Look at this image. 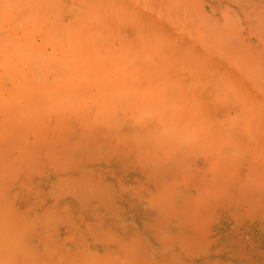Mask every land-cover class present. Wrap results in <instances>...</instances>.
I'll return each instance as SVG.
<instances>
[{
  "label": "rangeland",
  "instance_id": "374dc122",
  "mask_svg": "<svg viewBox=\"0 0 264 264\" xmlns=\"http://www.w3.org/2000/svg\"><path fill=\"white\" fill-rule=\"evenodd\" d=\"M78 1H80V0H78ZM78 1L76 0V6H78V7H76L77 9H79V8H82V9H84L85 8V6H84V4H83V6H82V1H84V0H82V1H80L79 3H78ZM86 1H87V4H86ZM103 1V0H102ZM105 1H107L108 2V0H104L103 2H104V4H103V6L102 7H100V6H96V7H100V9L101 8H103V10H104V8H106V6H107V4H106V2ZM113 1V2H112ZM114 1L115 0H109V2L108 3H112V5H114V6H112V7H114L113 8V12L112 11H110V13H109V11H107V9H105L108 13H109V19H107L108 17H107V12H105V13H103V14H106V16L105 15H100V16H104L105 17V19H103L104 20V22H105V20L108 22V20H112V18H110V16H111V12H112V15H115L116 14V8H118V6L120 7L121 6V4L122 5H124V7L122 8V10H124V17H122V18H120V19H122V20H120V22H121V24L123 25H121V24H119L118 25V23H120V22H118V20L119 19H116V17H115V19L116 20H113V21H109L107 24H105V27L108 25V27L107 28H109V27H111L112 25V31L111 32H113V33H111V35H110V37L108 38L106 35H108V34H106L105 32V36L107 37V43L105 42L106 41V39L104 40H102L101 39V37L103 38V33H102V35L97 31V30H100V25H99V27H95L96 26V24L98 23V22H102L103 20L102 19H100V16H98L97 17V15H98V13L97 12H95V11H93L94 12V14L96 15H94L93 16V12H92V17H93V20H95L94 19V17H96L97 18V23H96V21H94V22H92L93 20H91L90 19V24H91V26H92V29H91V31L92 30H96L97 32H96V34L97 35H101V36H97V37H93V39H94V41H93V39L91 40L92 42H95L96 43V46H97V44H98V48H100V50H99V53L95 56V58L97 59V61H106L105 59H107L108 57H109V53H107L106 51H111V48L113 47V45H111L110 44V42L111 41H113L114 39L113 38H111L112 37V35H119L120 33H121V37L120 36H117V38L116 37H114V38H116V40H114L113 42H112V44H116L115 46L117 47H115L116 49H114L115 50V52H116V60H118L117 58H119L120 57V55H122V57L118 60V61H120L121 63H119L118 61H117V63H116V61L113 63V62H111V60L112 59H114V57L113 56H110L109 58H110V60H107L106 61V63H108L107 64V68H108V70H107V77L108 78H112V75H115L114 76V80H115V82L112 80V81H110V80H108V82H110L109 84H112L113 86H111L110 85V87H111V90H110V88H109V85L106 87V88H104V93H105V96L108 98V102H112L113 100V103L115 104V102L117 103V102H119V104L117 105V106H115L113 103H107L108 105H110L109 107L112 109L111 111L108 109V105L106 104L105 105V107H103V109L101 110V111H98L97 112V108H96V106L93 104V103H86V104H83V105H81V106H79V109H80V113H78L77 111H74L73 113H71V114H67V115H64V116H61V117H56V112H55V110H54V108H52L51 110H49V105L47 104V107H46V104H44V105H41V106H38V108H37V110H36V108H34L33 110H32V115L30 116V117H25L24 118V116H22V115H19L18 114V111H19V109H20V106L19 105H13V106H10L9 107V109H10V114L7 112L6 114H2V113H0V127H1V129H0V164L2 165H0V216H2L1 218H0V221H2V222H4V224H2V222H0L1 224H0V229H1V233H0V236L2 235V237H1V239H0V244H2V246L0 247V249H1V257H0V264H9V263H14V261L16 260V255H18L19 257H17V261H18V264L20 263V264H64V262L65 263H67V260H68V262L69 263H67V264H85V262L87 263V262H89V264H94V262H96L97 264L99 263V264H115V262H119L118 264H124V261L127 263V261H126V259L128 260V264H155V263H152L151 262V260H150V257H148V259H147V257H146V255H144V250H142V248L143 249H145V246L146 245H148V244H150L152 241H151V238H154V237H157V232L155 233L156 235H154V228L152 229H150V227L148 228V230L147 231H144L145 233H141V232H139L138 233V231L136 232L135 230H134V228L133 227H131V226H128V228H121V226H116V225H114L113 224V222H111V220L113 221V220H115V222H117L118 221V213L120 212V210L118 209V210H114V208L113 209H111L109 206V208H108V210H106V209H102V208H104V205L106 204V203H108V202H105L104 201V196L105 195H103V190H104V185L106 184L107 186L109 185V184H107L106 182H103V178H104V180H106V179H111V181L110 182H112V181H115V180H118V182L120 183V182H123L122 184L124 185V186H127V189L130 191L131 189H137L140 185H141V187L140 188H138V190H140V191H142V192H146L144 195H143V197H141L142 195L140 194L141 192H138V194H140V196H138L139 197V199H137V197L134 195V196H131V197H134V198H136V200H135V204H136V206L134 207V208H132V210H136V211H141V208L142 209H145V208H147V206H149V207H152V205H154L151 201H157V203H156V205L159 207V210L160 211H162V210H165L166 208H168L167 207V204H169L170 202H174V200L176 199V201H179V200H181V202L182 203H180V201H179V203H177V204H174V207H171V208H169L170 209V211L173 213V215L175 216V217H172V218H176V217H178L177 219H178V221L179 220H181V221H184V222H186V223H183V225H181V229L183 230H178V225L176 226V235L178 234V232H179V234L181 233V231L183 232V234H178L177 236H175L174 237V240H176L175 238H177V237H180L181 239H183V238H186V241H184L183 242V240L182 241H180V242H183V243H188L189 241L188 240H190L191 242H189L188 244L192 247H194V246H196V244H200L199 245V247H196V249H198L199 248V250L201 249V252L200 251H198V250H194V251H192L193 249L192 248H190V250H188L189 251V253L190 252H192V255H193V253H195V251H198V253L196 254V256L200 253V255H198L197 257H195V256H192L191 254H189V253H187V250H186V246L188 247L189 245H185V244H181L180 242H179V244H181V245H183V246H185V247H178V249L180 250H178L177 248H176V252H178V254L177 253H175V255H174V253H172L171 254V256H170V259L168 260V264H175V263H177V261H179V263L181 264L182 263V261H183V263L185 264V263H188V264H210V263H213L214 262V259L215 258H213V256L215 255V252H214V250H215V247L217 246L218 248H216V249H220V247H222L221 249H222V251L224 250V247H228L227 249V251H228V257H224L223 255L222 256H219L220 257V259L222 260V261H224V263H221V264H227L226 262H225V260H227V261H229L230 262V260H231V262L233 261L235 264H264V207L262 206V205H264L263 203H262V205H259V206H261V207H259V208H263V209H261L262 210V213H260L261 211H260V209L258 208V210H254V209H257V208H253V206L255 205L256 207L258 206V205H256V204H258V203H256V204H253L252 205V201H251V199L254 201V198H250L251 197V195H252V197H253V195L257 192L256 191V187H257V190L259 191V193L257 194V196H259L260 198H261V201H263L262 199H264L263 197H264V187H263V185H264V170H263V167L264 166H262V165H264V155L262 154L263 152H261V150L262 151H264V146H262V145H264V144H262V145H260V143H262L261 142V140H260V138H259V140H260V143H259V140H258V137H261V135H259L260 133H263L264 134V132H262V131H264L263 129H264V117H263V114H264V95L262 94V92L264 91H262L261 92V90L262 89H264V86H263V82L262 81H264L263 80V75L261 76L260 75V77L258 78V76H257V78L255 79V77L253 78L252 77V75L251 74H249L248 72H251V71H248L249 70V68L250 67H248L247 68V65H244L245 63H246V60H249V58H247L246 57V59L244 58V55H242L241 57H238V55L240 56L242 53L243 54H247V55H249V53L251 54L252 53V56H255L257 53H259V55L257 54V57L259 58V59H261V61H263L262 59H264V52H261V48L262 49H264V44H263V42L261 41V39L263 38L264 39V31H262V30H260V29H263L264 30V27H262V24H264V13L263 14H260V12H261V10L262 9H264V8H262V7H260L259 8V6L261 5H263V3H264V1L263 0H252V1H250L249 2V0H247L250 4H248L247 3V1L246 0H237V1H234L233 2V0H232V2H231V0H187V1H191L190 3L191 4H189V5H185L186 4V2H184V1H186V0H182V6L184 5V9L185 8H187V6H188V8L187 9H185V10H187V11H185L186 13H188V14H190V13H193L194 12V10H192L191 9V7H194L195 6V3L197 4V12L199 11V9H201V11L203 10V12H205L207 15H205L206 17H204V15H202L203 13H201V15H200V12L201 11H199L198 13H199V15L197 14V12H195V14L198 16V19H200L199 21H200V23L199 24H196L195 25V27H193L194 28V31H193V29L191 30L190 29V27H192L191 25H193V23H195V22H193V21H195V20H198V19H196V17L192 14V16H193V19H195V20H193L192 19V16H191V19L193 20L192 22L189 20L188 21V15H187V20L185 19L186 18V15L184 16V15H181V14H183V12L180 14V16H179V22L181 21V19L183 18V20H182V24L179 26L180 28V30L181 29H183V33L186 35H184L183 37H182V35H181V37H182V40H181V38H180V36H176V35H174V39H175V43L172 41V40H174L173 38L172 39H169L168 38V40L170 41H165L164 43L165 44H167V42H169L170 44H167V46H169V45H171V43L172 44H175V45H173V46H175V47H173L172 48V52H169L170 54H171V57L172 58H174V57H176V56H174V55H176L177 54V59L179 60L178 62H180L181 63V65L179 66V64H178V66L177 65H175V63L177 64L178 62H176L175 60H177L176 58L175 59H170L169 60V57H170V55H166V56H168V59L166 58L165 59V61H167V64H165L166 66H167V73H169L170 75L169 76H173V77H169V76H167V74L165 73V75H163V81H166V79H165V77H167L168 79H170V78H172V79H175L176 80V78H177V76H178V74L179 75H181V79H183V76H184V78H185V76H186V78L185 79H183L182 81V83H185V81L186 82H188V84L187 85H189V82L191 81V85H192V83H193V85H196L197 86V88H200V89H193V87L190 85V87L192 88H185L186 89V91L188 92L189 91V89H191L192 91V93H194V94H192L190 91L187 93L186 91H180L181 90V79L179 80V78L177 79V80H179L180 81V83H178V82H176L175 80V82L176 83H178V84H180V86L179 85H177L176 86V84H174V86L175 87H173V90H172V88L170 89V87L168 86H164L163 84L165 83V85H166V83L168 82H162V79H160L161 80V82L163 83H160V80L158 79L164 72V70L163 69H161V68H159V67H161V66H159L157 69H156V71L154 70V66L157 64H154V62H157V61H159V64H161V62H160V58L159 57H161V61H163L164 60V58H163V56L164 57H166L165 55H163V56H161L163 53H165V50H161L160 51V49L159 48H157L158 50H155V49H153V46H152V43H151V40H150V42L148 43V42H146L147 40H145V39H141V37L139 36L138 38H137V34L135 35L134 34V29L135 30H137V28L135 27L137 24H138V26H139V21H140V19H139V23H137V17H143V20L144 19H146L147 18V16H148V14H149V12L151 13V16H150V14H149V19L151 20V19H153V15H154V21L156 22L157 21V24L158 23H160V24H163V21H165L164 23L166 24V23H169L170 25H168V26H171V24L173 23V22H175L176 20H178V19H171L170 18V16L169 15H167V13H166V16H165V13L163 14V15H161V13H160V16L157 14L158 13V11L159 12H161V10L156 6V4H158L159 2L160 3H162V0H155V1H157L158 3H156V2H153L154 0H132L131 1V3L129 4V6L127 5V7L129 8V11H132L131 9H132V7H134L133 9H134V11H133V13L135 14V15H137V17L136 16H134L133 15V13H131V12H129L128 11V9H126L127 7H126V4H128L129 3V0H120V1H115V3H114ZM123 1V2H122ZM164 1V0H163ZM167 1V0H166ZM172 1V0H171ZM173 1H175V0H173ZM176 1H178V0H176ZM221 1V2H220ZM91 2V1H90ZM92 2H94L93 0H92ZM96 2L98 3H100V1H97L96 0ZM117 2H121L120 4L119 3H117ZM127 2V3H126ZM142 2V3H141ZM144 2H146V4L144 3ZM180 2V1H179ZM208 2V3H207ZM211 2V3H210ZM223 2H226V3H223ZM240 2V3H239ZM254 3V2H256L257 3V5H255L254 7H252V3ZM98 3V4H99ZM102 3V2H101ZM114 3V4H113ZM133 3V4H132ZM134 3L136 4L135 6H134ZM150 3H152V5L150 6ZM154 3H156V4H154ZM160 3H159V5H160ZM188 3V2H187ZM218 3V4H217ZM231 3H236V4H231ZM242 3V5L240 6V4ZM88 4H90L89 2H88V0H85V5H87L88 6ZM93 4H95V2L93 3ZM92 4V5H93ZM97 4V5H98ZM117 4V5H116ZM141 4V5H140ZM145 4V5H144ZM179 4V3H178ZM177 3H176V5H178ZM220 4V5H219ZM238 4V5H237ZM245 6H249L250 7V9H248L249 7H245ZM258 4H260V5H258ZM101 5V4H100ZM110 5V4H109ZM144 5V7H142ZM210 5V6H209ZM234 5H236L235 6V9H234ZM115 6H116V8H115ZM139 6V7H138ZM153 6L155 7L156 6V11H154V9L155 8H153ZM182 6L180 7L181 9H182ZM186 6V7H185ZM222 6V7H221ZM239 6V7H238ZM84 7V8H83ZM93 7H95V6H93ZM108 7V9L110 10L111 8H110V6H107ZM141 8V9H139L138 10V8ZM149 8V9H147V8ZM198 7H199V9H198ZM215 7V8H214ZM241 7H243V10L241 9ZM244 7H245V10H246V8H247V10H250V11H247V13L248 12H251V14L253 13V11H255V12H257L259 9H260V12H259V14H257L258 16H256V14L254 13L253 15H250V18H252V20H249L248 18L246 19V17H245V15H248V14H246L245 13V11H244ZM98 8L97 9H95L96 11L98 10ZM121 8H120V10H121ZM125 8V9H124ZM145 8V9H144ZM195 8H196V6H195ZM221 8H222V11H223V9H225L226 11H227V14H224L223 13V15H227V17L225 18L224 16L222 17V12H220V10H221ZM240 8V9H239ZM258 8V9H257ZM88 9V8H87ZM99 9V10H100ZM151 9V10H150ZM184 9H182V10H184ZM188 9L190 10V12L188 11ZM206 9V10H205ZM233 9H234V11H233ZM251 9H253V10H251ZM256 9H257V11H256ZM103 10H100L101 12H103ZM120 10H118L117 9V13L119 14V12H120ZM121 10V11H122ZM126 10H127V12H128V14H129V17H130V14H131V17L133 16L134 18L133 19H129L130 21H128L129 22V24L127 23V20L125 21V18H128V14L126 13ZM136 10L138 11V14L137 13H135L136 12ZM150 10V11H149ZM219 11V13H217V11ZM115 11V12H114ZM141 11H143L144 13H142ZM146 11V12H145ZM148 11V12H147ZM212 11V12H211ZM154 12V13H153ZM155 12H156V14H155ZM228 12L229 13H231V15L233 14V16H230V14H228ZM237 12V13H236ZM115 13V14H114ZM122 12H120V15H122L121 14ZM142 14H144V15H142ZM250 14V13H249ZM117 15V14H116ZM156 15V16H155ZM215 16L214 17V19H212L214 22L212 23V21H211V17L213 18V16ZM261 15V16H260ZM127 16V17H126ZM157 16H159V17H157ZM161 16H163V18H161ZM167 16H168V18H167ZM208 16V17H207ZM230 16V17H229ZM241 16H242V19H241ZM255 16H256V18H255ZM263 16V19L261 18ZM91 17V18H92ZM107 17V18H106ZM112 17V16H111ZM118 17H119V15H118ZM121 17V16H120ZM164 17H165V19H164ZM195 17V18H194ZM204 17V19H202ZM236 18L237 17V23H239L240 22V24L238 25V24H235L238 28H240V29H236L237 27L235 26V29H233V28H230V27H226L227 29H225L224 30V28H225V26L223 25L222 26V23L225 21V23H227L230 19V21H231V23H230V25H234V23L236 22L235 20H234V18ZM239 17V18H238ZM243 17H245V19L243 18ZM247 17H249V16H247ZM260 17V18H259ZM113 18H114V16H113ZM124 18V19H123ZM156 18H159V19H156ZM161 18V19H160ZM222 18V19H221ZM227 18H229L228 20H227ZM253 18L255 19V20H253ZM99 19L101 20V21H99ZM149 19H148V21H149ZM164 19V20H163ZM209 19V20H208ZM221 19V20H220ZM257 19L260 21H258L257 22ZM218 21V23H216L217 21ZM222 20H224L223 22H221V24H220V21H222ZM233 20V21H232ZM124 21V22H123ZM134 22V21H136V23L135 24H133V23H131V22ZM145 21V20H144ZM147 21V20H146ZM145 21V22H146ZM172 22V23H170V22ZM198 21V22H199ZM210 21V22H209ZM229 21V22H230ZM235 21V22H234ZM239 21V22H238ZM244 21V22H243ZM251 21H252V23L255 21L256 22V24H253L252 25V23H251ZM103 22V23H104ZM113 22V23H112ZM118 22V23H117ZM125 22H126V25H125ZM142 19H141V23L140 24H142ZM191 24H189V23ZM228 22V23H229ZM234 22V23H233ZM93 23H96V24H93ZM112 23V24H111ZM124 23V24H123ZM130 23H131V25H134L133 27L131 26V27H129V25H130ZM187 23L189 24V25H187ZM204 23V24H203ZM215 23V25H213ZM227 23V24H228ZM257 23H258V25H259V23H260V27L259 26H256L257 25ZM93 24V25H92ZM99 24H101V23H99ZM116 24H117V28H115L116 27ZM165 24H163L164 26H166ZM200 24H203V26H205L206 28H204L202 25H200ZM218 24V25H217ZM243 24H244V26H243ZM246 24V25H245ZM7 25V26H6ZM10 25V23H7V22H5V23H3L2 25H0V32L3 30H8V28L10 27L9 26ZM120 25L122 26L121 27V29H119V27H120ZM198 25H200V26H198ZM254 25H255V27L256 28H258V31H253L254 29H255V27H254ZM103 27L101 28V29H104L105 27H104V25H102ZM119 26V27H118ZM188 26H190V27H188ZM202 26V27H201ZM212 26H216L215 28H210V27H212ZM241 26H242V29H241ZM247 26V27H246ZM249 26V27H248ZM264 26V25H263ZM142 27V26H141ZM143 27H144V24H143ZM220 27H223V28H220ZM251 27V28H250ZM253 27V28H252ZM95 28V29H94ZM198 28H200L199 29V31L197 32V30H198ZM202 28V29H201ZM219 28V29H218ZM248 29V30H246V29ZM110 29V28H109ZM115 29L118 31V33H117V31H116V34H115ZM131 29H132V31H131ZM145 29V28H144ZM196 29V30H195ZM204 29V30H203ZM207 29H212L211 31H207ZM215 29V30H214ZM220 29H223V31L222 30H220ZM106 30V29H105ZM108 30V29H107ZM106 30V31H107ZM122 30H124V33H125V31H127L125 34L124 33H122ZM232 30H234L235 32H238L237 30H239L240 32H238L237 34L239 35V37H238V35L236 34L235 35V33L233 34V32H232ZM4 31V32H5ZM104 30H102V32H103ZM109 31V30H108ZM134 31V32H133ZM206 32V33H202V32ZM224 31H226V32H224ZM227 31H228V33H229V35H230V37L228 36V34H227ZM229 31H231L232 33H230ZM244 31V32H243ZM247 31V32H246ZM259 31H261V32H259ZM4 32H1V33H4ZM94 32V31H93ZM176 32V31H175ZM177 32H179V31H177ZM190 32V33H189ZM199 32H201L203 35L204 34H208V33H210L211 35H212V38L213 39H211V37H208L207 35H206V37L205 36H202V35H200V33ZM255 32V33H254ZM130 33H133V34H130ZM136 33V32H135ZM193 33V34H192ZM197 33H199V34H197ZM214 33V34H213ZM221 33V34H220ZM227 34V35H225V34ZM240 33V34H239ZM245 33V34H244ZM247 33H248V35H247ZM257 33H259L260 34V36H259V34H257ZM122 34H123V36H125V37H127V36H131V35H135L134 37V40H133V38H132V42L133 41H135V39L138 41H135V44H132L133 45V48L131 49V51L129 52V50H128V52H129V54L130 53H132V51L135 49V48H137V47H141L140 48V50H142V49H144V47H145V45L144 44H147L146 46L148 47V52L146 51V49H145V51L147 52V53H151V54H149V55H152L153 53L155 54H157L158 52L157 51H160V55L159 54H157V55H159V57H156V54L154 55H152V56H154L153 58H151V61H152V59H153V61H152V65H154V66H152V67H149V71L146 69V68H142L144 65L143 64H141L140 62H138V64L140 63L141 65H143L142 67H140V71H138L139 70V68L136 70V67H133V69L134 70H136V71H130V73L132 72V74L134 75H131L130 74V76L131 77H136L137 79L140 77H138V75H136V74H138V72L139 73H141V82H142V84L143 83H147L146 85L147 86H145V85H140V87H141V89L140 88H138V89H140V90H138V91H140V96L139 97H142L143 95V97H142V99H141V101H139V99L136 101V100H134V98H132V96H134L133 94L134 93H131L130 94V92H132L131 90H135L136 91V86L138 85V84H141V83H138L137 84V81H135V80H137L136 78H135V80L133 81V83H132V80H133V78L131 79V77H130V81L129 80H127V79H125V80H127V83L126 84H128V86H123L121 83L123 82L122 80H124L123 78H120L121 77V75H125V73L127 74V72H125L127 69V67H126V64H125V67H124V65L121 67V65L123 64L122 63V61L123 60H125L126 61V59H123V58H125L127 55H128V52L125 54L126 56L124 57L123 56V51L125 50L126 51V49L127 48H125V46L126 47H128V45H129V47H131V45H130V42H129V40H128V42H129V44L128 45H125V43H123L124 44V50H122V40H121V38H123V41L125 42L126 40H127V38H129V37H127V38H125V37H123L122 36ZM192 34V35H191ZM217 34V35H216ZM224 34V35H223ZM231 34H232V36H231ZM243 34V35H242ZM196 35V36H195ZM210 35V36H211ZM221 35V36H220ZM233 35H235V36H233ZM247 35V36H246ZM255 35H256V37H255ZM38 35L37 34H34V40L37 42V43H40V41H41V39L39 38V36L37 37ZM96 36V35H95ZM189 36V37H188ZM198 36H199V38H198ZM219 36H220V38H219ZM229 38H228V37ZM237 36V37H236ZM243 36V37H242ZM254 36V37H253ZM262 36V37H261ZM176 37H179L180 39L179 40H181V43H180V41L178 40V42L176 43ZM188 37V38H187ZM215 37H217V38H215ZM236 37V38H235ZM99 38V39H98ZM144 38V37H143ZM192 38H195V39H192ZM197 38H198V40H197ZM204 38H206V39H204ZM214 38L216 39L215 41H217V42H215V41H213L212 42V40H214ZM224 40H223V39ZM231 38H233V39H231ZM245 38H247V39H245ZM101 39V41H100V43H99V40ZM113 39V40H112ZM126 39V40H125ZM142 40V42H141V40ZM185 39L188 41L189 40V42H188V44L185 42ZM237 39H239V41L242 43H240V42H238V40ZM96 40H98L97 42H96ZM198 41V42H194V44H196V43H198V44H196V45H199V46H197L196 47V45H194L193 44V50H192V48H191V50L192 51H190V49H187V48H189L190 47V44H192L193 43V41ZM204 40H206L207 41V43H205V45L203 44L204 42ZM210 42H209V41ZM220 40V41H219ZM230 40V41H229ZM237 40V41H236ZM245 40V41H244ZM255 40V41H254ZM89 41V40H88ZM90 41V43H92ZM105 42L106 44H105V47H104V45H102V43L103 42ZM144 41V42H143ZM149 41V40H148ZM160 41V43L161 42H163V41H161V40H158L157 41V43L156 44H159L158 42ZM172 41V42H171ZM231 41H233V43L231 42ZM250 41H251V43H250ZM258 41V42H257ZM127 42V41H126ZM184 42L188 45H186V49L184 48ZM209 42V43H208ZM223 42V44H221ZM228 42V43H227ZM235 42V43H234ZM89 43V42H88ZM87 43V41L85 42V43H83L82 45H83V48H85V46H87V47H91V48H96V46H95V43H93V44H91V45H93V46H89L90 44H88ZM119 43H120V45H119ZM139 43V44H138ZM143 43V44H142ZM178 43H180V45H182L183 44V47L182 46H179L178 48L179 49H181V50H179L178 49V51H181V52H175L176 50L175 49H177V44ZM220 43V44H219ZM226 43V44H225ZM232 45H231V44ZM243 43H245V44H243ZM86 44V45H85ZM108 44H110L111 45V48H110V46L107 48V46H108ZM142 44V45H141ZM151 44V45H150ZM155 43H153V45H154ZM208 44H211V45H209V46H214L215 48L217 47V46H219L218 48H216V49H219V50H215V48L213 49V47H209L208 46ZM212 44H214V45H212ZM215 44H217L216 46H215ZM236 44V45H235ZM248 44V45H247ZM249 44H250V46H252V44H253V48L255 49V51H256V54H255V51H253L254 49H252V47H251V50H249V48H250V46H249ZM257 44V45H256ZM122 45V46H121ZM140 45V46H139ZM203 45H204V48L206 49H209V50H211V51H213V52H211V51H209V50H205L204 51V49H203ZM222 45V46H221ZM225 45L228 47V45H230L229 46V53H231V51L234 53L235 51L233 50V47H235V48H238V51H240V52H242V53H234V54H236V55H234L233 53H231V56L233 57L232 58V60L231 59H229V54L227 55L225 52ZM121 46V47H120ZM135 46H137V47H135ZM144 46V47H143ZM202 46V48H200L199 50H197V48H199V47H201ZM207 46V47H206ZM224 46V47H223ZM233 46V47H232ZM248 46H249V48H248ZM122 50V52H121V50L119 49V48ZM157 47H159V45H157ZM171 46H169V48H170ZM192 47V46H191ZM223 47V51L221 50V52H219L220 51V49ZM106 48V49H105ZM109 48H110V50H109ZM232 48V49H231ZM260 48V49H259ZM47 49L49 50L50 48H49V46H47ZM86 49V48H85ZM89 49V48H88ZM202 49H203V53H202ZM258 51H257V50ZM105 51V55H102L101 56V54L102 53H100V52H102V51ZM114 50L113 51H111L110 52V55H114L115 54V52H114ZM136 50H139V48L138 49H136ZM168 50V49H167ZM170 50H171V48H170ZM175 50V51H174ZM183 50V51H182ZM186 50L188 51L187 53H185L186 52ZM215 50V51H214ZM118 51V52H117ZM124 51V52H125ZM135 51V50H134ZM133 51V53H135V52H138V51H135L134 52ZM144 51V50H143ZM145 51L143 52V53H145ZM164 51V52H163ZM207 51V52H206ZM225 51V52H224ZM228 51V50H227ZM237 51V52H238ZM253 51V52H252ZM141 52V51H140ZM140 52H138V53H136L138 56L139 55H141L142 57H143V59L146 57V58H148L149 60H150V57H152V56H149V55H146L145 56V54H144V56H143V54H142V52L140 53ZM175 54H174V53ZM199 52V53H198ZM215 52H218L219 54H222V52L225 54V55H227L226 57H227V59L228 60H231L232 62H233V64H232V62L230 61V64H229V62L228 61H226L227 59H226V57L224 58V56L223 55H221L220 57H219V54H215ZM245 52V53H244ZM248 52V53H247ZM107 53V54H106ZM119 53V54H118ZM168 53V52H167ZM190 53V54H189ZM193 53V54H192ZM195 53H196V55H195ZM200 54L201 55V53L203 54V57H204V60H202L203 58H202V56L200 57V61H199V58H197V55L198 54ZM228 53V52H227ZM135 54V56L133 55V57H135L136 58V55ZM179 54H182L181 56H178ZM211 54H213V55H211ZM184 55H185V57H187V58H185L184 57ZM187 55V56H186ZM189 55H190V57H192V56H195L196 57V60L194 59V60H192L193 58H195V57H192L191 58V60H190V57H189ZM208 55V56H207ZM213 56L212 58H213V61H211V60H207V61H210L211 62V67H212V63L214 64V66H213V68H212V71H210L209 69H211V67L209 66V65H207L208 64V62H206V58L207 57H210V56ZM101 56V57H100ZM107 56V57H106ZM132 56V55H131ZM130 56V57H131ZM138 56H137V58H138ZM140 56V57H141ZM174 56V57H173ZM217 56L219 57V58H217ZM113 57V58H112ZM142 57H141V60L143 61H141L142 63H146L147 61H148V59H142ZM159 58L158 60L156 59V58ZM180 57V58H179ZM206 57V58H205ZM256 57V58H257ZM108 58V59H109ZM132 58V57H131ZM162 58H163V60H162ZM182 58V60H180ZM202 58V59H201ZM217 58V59H216ZM220 58H221V60H220ZM224 58V59H223ZM96 59H94L95 61H96ZM138 59H140V58H138ZM137 59V61H140V60H138ZM155 59H156V61H155ZM207 59H209V58H207ZM243 59V60H242ZM245 59V60H244ZM258 59V61L257 62H259V63H261L260 65L261 66H263V64H264V61L263 62H260V60ZM128 60H129V58H128ZM127 60V61H128ZM171 60H173V61H171ZM201 60L204 62L205 61V65H206V68L204 67L205 65H204V63L202 64L201 63ZM219 60V61H218ZM250 60L252 61V62H254V60H255V63H257L256 62V59H254L253 57H251L250 58ZM132 62H134L133 61V59L131 60ZM136 61V62H137ZM169 61V62H168ZM171 61V62H170ZM184 61H187V62H184ZM223 61L225 62V63H223ZM244 61H245V63H244ZM124 62V61H123ZM129 62H130V60H129ZM128 62V65L129 66H132V64L131 63H129ZM173 62H175V63H173ZM218 62V63H217ZM248 62V61H247ZM113 63V65L114 66H116V68L118 67H120V70L121 69H123L122 70V72H123V74L121 73V71L120 70H117V69H115V67L113 68L112 67V69H111V64ZM120 64V65H116V64ZM150 63V62H149ZM165 63V62H164ZM168 63H172L173 65H171L170 67H169V69H168V66L170 65V64H168ZM186 64L187 65V67H186V70L187 71H185L183 68H181L182 69V71L180 70V67H184V66H182L183 64ZM201 63V64H200ZM215 63H217L218 64V67H217V65L215 66ZM222 63L223 64H226V63H228V64H226V65H222ZM255 63H252V66H254V64ZM135 64V63H134ZM197 64L200 66V69L199 70H197ZM249 64V63H248ZM137 65V64H136ZM140 65V66H141ZM146 65V67H148V64H145ZM164 65V64H163ZM164 65V66H165ZM229 65L231 66L232 65V67H229ZM250 65V64H249ZM248 65V66H249ZM128 66V67H129ZM135 66V65H134ZM149 66H151V65H149ZM163 66V67H164ZM165 66V67H166ZM174 66V67H173ZM204 68H203V67ZM208 66L210 67V68H208ZM225 66H226V68H225ZM255 66H257V68H259V65H258V63H257V65H255ZM124 67V68H123ZM137 67H138V65H137ZM145 67V66H144ZM155 67H157V66H155ZM177 67H179V69L178 70H176L177 69ZM202 67V68H201ZM214 67H215V70L216 69H218L216 72H215V70H214ZM217 67V68H216ZM224 68V70H225V74H226V72H228V76H229V78L232 76V75H234L235 77H233L236 81H233V78L231 77V81H227V82H225V83H221V82H219V81H222L223 82V78H226V76L227 75H225L223 72H222V68ZM233 67H235V68H233ZM131 68V67H130ZM154 70V72L152 71L151 72V70L152 69ZM172 68V69H171ZM175 68V69H174ZM185 68V67H184ZM231 68V69H230ZM1 69V68H0ZM133 69H131V70H133ZM145 69V70H144ZM161 69V71H159L158 72V70H160ZM165 70H166V68H164ZM174 69V70H173ZM205 69H206V71H205ZM228 69H230V71H233L232 73L231 72H229L228 71ZM233 69V70H232ZM236 69V70H235ZM114 70V71H113ZM130 70V69H129ZM142 70H144V72L145 71H148V73L149 74H143L142 73ZM170 70H173V71H170ZM176 70V71H175ZM184 70V71H183ZM201 70V71H200ZM209 72H208V71ZM223 70V71H224ZM119 71V72H118ZM173 74H171L170 72ZM174 71H175V73H174ZM220 71L222 72V75L220 74V75H218V73H220ZM236 71V72H235ZM112 72V73H111ZM117 73V74H115V73ZM129 72V71H128ZM133 72H135V74L133 73ZM151 72V73H150ZM159 74H158V73ZM176 72H179V73H176ZM183 72V73H182ZM200 72V73H199ZM207 72V73H206ZM211 72V73H210ZM215 72V74L216 75H218V79L219 78H222V76H223V78L220 80H218L217 78H215V74H213ZM238 72V73H237ZM153 73H155V75L156 74H158V78L156 79L155 78V76H153ZM181 73V74H180ZM186 73H188L187 75H186ZM204 73H206V74H204ZM213 74V75H211L210 76V74ZM236 73V74H235ZM112 74V75H111ZM120 74V75H119ZM142 74L143 75H149V76H145L148 80H150V79H153V80H151V82H143L142 81ZM174 74H176V76L174 75ZM202 74H204V76L205 75H207V79H210V80H212V83L211 82H208V81H210V80H206V78L205 77H203V75ZM224 74V75H223ZM239 74H241V77H239V79H238V77L236 78V76H238ZM4 75H7V71L6 70H4V71H0V77L1 76H4ZM117 75H119V77L117 76ZM136 75V76H135ZM189 75V76H188ZM248 75H251V79L253 78L255 81H254V85H255V83L257 84V80H258V85H260L259 83H262L261 85L262 86H260V88L259 87H256V86H254L253 84H251L252 83V81L251 80H249V77L250 76H248ZM150 76H151V78H150ZM190 76H191V78H190ZM214 76V77H213ZM221 76V77H220ZM225 76V77H224ZM228 76H227V79L226 80H228L229 78H228ZM240 76V75H239ZM117 77H118V79H117ZM145 77H143V80H145L146 78ZM175 77V78H174ZM202 77V78H201ZM209 77V78H208ZM212 77V78H211ZM119 78L120 79H122V80H120L121 82H119L121 85H118L119 83H118V80H119ZM155 78V79H154ZM161 78V77H160ZM190 79V80H189ZM215 79H217V80H215ZM252 79V80H253ZM158 80V81H157ZM171 80V79H170ZM193 80V81H192ZM204 80H206V81H204ZM242 82H241V81ZM244 80V81H243ZM261 80V81H260ZM156 81V82H155ZM214 81H215V83H214ZM216 81H218V82H216ZM233 81V82H232ZM249 81H250V83H249ZM260 81V82H259ZM3 82V85H2V83L0 82V92L1 93H4V92H8L7 90L9 89V88H11L13 85H14V82H12L11 80H9V79H7V80H4V81H2ZM114 84H113V83ZM154 83V85H155V83L157 84V85H155V86H152V84ZM171 82V81H170ZM173 82V81H172ZM201 82L202 83H204V82H207V85H206V83H205V85H203V87H201L202 86V84H201ZM229 82H232L233 84L231 85L232 87H230V83ZM236 84H235V83ZM125 83V82H124ZM130 83H132L131 85H132V88H133V86H134V88L133 89H131V90H129L131 87V85H130ZM149 83L151 84V86H149ZM169 83V82H168ZM208 83H211V85L210 84H208ZM216 83H217V86L219 85V84H221L223 87L222 88H220L223 92L225 91V89L226 88H224L225 87V85H223V84H226V83H228V85L226 84V86L229 88L230 87V89H228V92L227 93H232L233 95H234V97L236 96L237 97V95H235L233 92L235 91V87L237 88V90H236V92H238V96H239V102H237L238 101V97H237V100L235 101V100H233V101H235L233 104L231 103L230 105H231V107H230V105H229V103H227V105H226V109H222L224 106H225V103H224V106H223V104H219V102L218 101H220L219 99H217L216 101H215V103H212V107L215 109L216 108V110H214V114L212 113V109H211V106H210V103H211V101L210 100H212V102L214 101V99H216V98H218V97H214V95H213V97L214 98H211V96H212V94H214V93H212V91L214 90V88L216 87H214L213 85H216ZM135 84V85H134ZM159 84H162V85H159ZM236 85V86H233V85ZM130 85V86H129ZM159 85V86H158ZM168 85V84H167ZM169 85H171V83H169ZM184 85H186V84H183V86ZM186 85V86H187ZM221 85H219V87L221 86ZM2 86H3V88H2ZM9 86V87H8ZM121 87L120 89H118V87ZM156 86H158V87H160V86H162V87H165V92L163 93V90H164V88H159V90H158V87L156 88V90L157 91H159V92H157L156 90H154L153 91V89L156 87ZM171 86H173V85H171ZM196 86H195V88H196ZM210 86H213V87H211L210 88ZM124 87L126 88V89H124ZM145 87L147 88L146 89V91H149V92H147V93H145V92H142V90H143V88L145 89ZM149 87V88H148ZM154 87V88H153ZM179 88V90L178 89H175V88ZM188 87V86H187ZM218 87V88H219ZM234 87V88H233ZM263 87V88H262ZM169 88V89H168ZM183 88V89H184ZM206 88H209V89H212L213 88V90H210V92H208L209 91V89L207 90ZM231 88L232 89H234V91L233 90H231ZM254 89V91H253V89ZM262 88V89H261ZM118 89V90H117ZM123 89L124 90H127V92L129 93H127V95L129 96V95H131V96H129V97H131V98H127L128 96H124V97H126L127 99H128V102H127V99H126V101L125 102H127L128 104H127V108H128V110H127V108L125 109V107L123 108V106H125L126 105V103L124 102V104H122L123 103V100L125 99L124 97L123 98H120V97H118V99H120V101H122L121 103H120V101L118 100V101H116L115 99V97H117V96H119V95H121L122 93H123ZM150 89V90H149ZM160 89H161V91H162V93L163 94H168L166 91H168V90H170L171 92H172V94L174 95V96H172V94L170 93V96H172V97H170V96H166V94L165 95H163V94H160ZM168 89V90H167ZM175 89V90H174ZM182 89V90H183ZM205 89V90H204ZM217 89V88H216ZM224 89V90H223ZM226 89V90H227ZM239 89V90H238ZM256 89H257V92H261L260 94H258L257 92H256ZM259 89H261L260 91H258ZM153 91V95H155L154 94V92L156 93V95L155 96H153V95H151V93H150V91ZM194 90H199V92L201 93H199V92H197V93H199L200 95H201V100H200V98H199V94L196 96L195 95V93H196V91L194 92ZM207 90V91H206ZM92 91H94V89H92ZM110 91H112V93L114 94H112ZM144 91V90H143ZM178 91H180V93L178 92ZM203 91L205 92H208V93H206V95H205V93H204V95H203ZM214 91H216V90H214ZM213 91V92H214ZM219 91V90H218ZM230 91V92H229ZM108 92V93H107ZM169 92V91H168ZM222 92V93H223ZM235 92V93H236ZM254 92V93H253ZM6 93H5V95H6ZM107 93V94H106ZM141 93H145V94H142V96H141ZM149 93V94H148ZM175 93V94H174ZM222 93L220 92V94L222 95ZM226 93V92H225ZM231 93L230 94H226L227 95V97H226V99L228 98L229 99V97L228 96H231ZM240 93H242V95L243 96H240L241 94ZM146 94H148L147 96H148V98H146V100H145V97H147L146 96ZM178 94V95H177ZM258 94V95H257ZM112 95L114 96L113 98H115V99H113L112 98ZM162 95H163V97H162ZM176 95V96H175ZM210 95V96H209ZM216 95L218 96L219 94L218 93H216ZM225 95V96H226ZM255 95L258 97V99H256L255 98ZM259 95H260V97L262 98V99H260L259 98ZM155 97V99L153 100V101H151V102H157V98L159 97L160 98V96L162 97L160 100V102L159 103H161V105H165V104H167L168 102H170L171 100H173L174 98H178L179 99V103L178 104H184V103H186V104H188V103H190V102H186V101H191V103L192 104H189V105H193L195 102H197L198 100V98H199V102L203 105V104H209V108L207 109V107H205L208 111H207V113H206V109H204V111L205 112H203L202 113V115H209V117L210 116H214V117H216L215 115H217V117H218V120H220L222 117L223 118H230V120H229V122H231V121H233V124H235L234 123V121H236V119L234 120V118L233 117H231V114L233 115V116H235L234 114H237V113H241L242 111V113H241V115H242V117L240 116V118H239V124H241L242 122H243V120L241 121L240 119H247V122L246 123H248V120L250 121V120H253V119H251V117L252 118H254L253 117V115L256 113V118H254L255 120H254V124L255 125H257L258 123H261L260 125H262V127L263 128H261V126L260 127H255V125H254V127H253V129H256V130H252V128H251V125L249 124V130H247L248 129V127L247 126H245L246 124L244 123V125L243 126H245V127H243V129L245 128V131L243 130L241 133H242V137H239L240 138V141H242L243 140V142L242 143H240V145H235V143H236V141L234 142L233 140L234 139H236L237 138V136H235L236 138H234V136H233V138L234 139H232V141L231 142H234V143H232V144H234L233 146L232 145H229V144H231V142L230 143H228V145H226V148H225V145L223 146L226 150H224V151H222L221 149H223V147L221 146L220 147V150L218 151V152H216L215 150H211V146L213 145V143H214V141L215 140H217V139H215V138H217L214 134V131H217L215 128H213L214 127V125H216L217 123H215L214 122V119H211V123H210V127L212 128V131H211V133H209V135H211V141H210V143H207V142H203V141H201V140H206L207 141V139H208V134H206V136H205V139L203 138L202 139V133H201V131H200V137L201 138H197V139H194V138H192L193 136H188L187 138H182L183 136H185V135H182V137H181V135H179L180 136V140L181 141H179L178 140V138H175L172 134H171V136H170V134H168V133H165L164 135H152V133H153V131H155V127L156 128H159V126H156L157 124H159V123H157L159 120H157L156 118H154V116H152L151 115V113H150V110H151V108L154 106V104L153 103H151L150 105H149V101H148V99H150V97ZM223 96V95H222ZM254 96V97H253ZM157 97V98H156ZM164 97H167V99H164ZM187 97V98H186ZM191 97V98H190ZM206 97H210L209 99H206ZM220 98H222L221 96H219ZM232 98H233V96H231ZM235 97V98H236ZM241 97H243L241 100L242 101H244V99H245V101L244 102H242L241 104H242V106H244V108L243 109H241L242 111H240V107H241V104H239L240 103V98ZM112 98V99H111ZM190 100H189V99ZM205 98V99H204ZM232 98H231V100H232ZM110 99V100H109ZM187 99V100H186ZM204 99V100H203ZM223 99V98H222ZM112 100V101H111ZM133 100V102H130V101H132ZM143 100H145V101H143ZM193 100H195V101H193ZM197 100V101H196ZM203 100V101H202ZM208 100L210 101V102H208ZM225 100V99H224ZM263 100V101H262ZM140 102V104H138L139 106H136V102ZM205 101H206V103H205ZM233 101H231V102H233ZM257 101V102H256ZM131 103V105H129L130 103ZM143 102H144V104H145V106H149V108H144L142 105H144L143 104ZM147 102V103H146ZM184 102V103H183ZM199 102H197L198 103V105L197 106H199V107H197L196 106V110H194L193 108L194 107H191V110H193V111H195V116L196 117H198L199 116V110H200V108H201V104L199 103ZM202 102H204V103H202ZM225 102V101H224ZM236 102H237V104H236ZM246 102H248L249 104H254V106L255 107H253L252 108V106L251 107H249L248 105H246L247 103ZM133 103H135V108H138V110H136L135 108H133L132 107V105H133ZM220 103H221V101H220ZM122 104V105H121ZM207 104V105H208ZM214 104V105H213ZM256 104V105H255ZM112 105H114L113 107H111ZM120 105V106H119ZM151 105H153V106H151ZM157 105V104H156ZM156 105H155V107H156ZM160 105V106H161ZM216 105L218 106V107H216ZM237 105H240V107L238 108L237 107ZM129 106V107H128ZM140 106H142V107H140ZM246 106V107H245ZM40 107V108H39ZM92 107V108H91ZM117 107H121V109L120 108H118V110L120 109V111H118L117 112V109H115V108H117ZM202 107H204V106H202ZM222 107V108H221ZM247 107H248V109H247ZM19 108V109H18ZM134 110H136V113H134V111H133V117H139V118H142V119H140L139 120V118H138V120H137V118H136V120L135 119H133V118H131L132 117V110L133 109ZM144 108V109H143ZM198 108V109H197ZM221 108V109H220ZM225 108V107H224ZM228 108L230 109V110H228ZM250 108V109H249ZM43 109H44V111H43ZM90 109V110H89ZM94 109V110H93ZM132 109V110H131ZM141 109H143L142 111L145 113V115H147V116H144L143 114V112L141 111ZM234 111H233V110ZM245 109V110H244ZM247 109V110H246ZM251 109H252V111H251ZM254 109V110H253ZM96 110V111H95ZM114 110V112H112ZM116 110V111H115ZM131 110V111H130ZM141 111V113H140V111ZM188 110V109H187ZM191 110H188V112L186 111V113H185V115L186 116H191L190 114H192L191 113ZM226 110H228L229 111V113H228V111H226ZM251 112H250V111ZM259 110H261V111H259ZM96 113H95V112ZM108 111L109 112H111V113H108ZM138 111V112H137ZM170 111H173V110H170ZM217 111V112H216ZM240 111V112H239ZM249 111V112H248ZM256 111V112H255ZM257 111H259V112H257ZM1 112V111H0ZM49 112V113H48ZM102 112V113H101ZM116 112V113H115ZM124 112H126V114L124 113ZM189 112H190V114H189ZM201 112H202V110H201ZM105 113V114H104ZM143 113V114H142ZM217 113V114H216ZM246 113H251L250 115L251 116H249V117H244L243 115H247ZM14 114V115H13ZM44 114V115H43ZM75 114V115H74ZM111 114V116H109ZM124 114V115H123ZM135 114L137 115V116H135ZM138 114H140V115H138ZM142 114V115H141ZM117 115H118V117H117ZM126 115V116H125ZM193 115V114H192ZM20 116V117H19ZM89 116H91V117H89ZM98 116V117H97ZM119 116H121V117H119ZM131 116V117H130ZM148 116H149V120L148 119H144V118H148ZM195 116H193V117H195ZM239 116V115H238ZM92 117H94V118H92ZM109 117H112L111 119L109 118ZM213 117V118H214ZM217 117H216V119H217ZM62 118V119H61ZM92 118V119H91ZM104 118V119H103ZM114 118V119H113ZM116 118H120L121 120V122L123 123V121H125L126 122V125H125V122L123 123V124H121V122L118 120V119H116ZM211 118V117H210ZM4 119V120H3ZM8 119V120H7ZM97 119V120H96ZM116 119V120H115ZM154 119H155V121H157V122H155L154 121ZM232 119V120H231ZM7 120V121H6ZM36 120V121H35ZM93 120V121H92ZM96 120V121H95ZM108 120V121H107ZM135 120V121H134ZM142 120V121H141ZM146 120H148V121H146ZM182 120L183 119H180L179 120V122H182ZM224 119H222V121H223ZM8 121H10V122H8ZM33 121V122H32ZM95 121V122H94ZM103 121H105V122H103ZM112 123H111V122ZM115 121V122H114ZM118 121H119V123H118ZM138 121V122H137ZM227 121H228V119H227ZM244 121H246V120H244ZM21 122V123H20ZM70 122V123H69ZM162 122V121H161ZM213 122V123H212ZM217 122H220V121H217ZM241 122V123H240ZM15 123V124H14ZM93 125H92V124ZM140 123H144V126H142ZM163 123V124H162ZM162 123H160L161 125H163L165 128H169V125L172 123V121H164V122H162ZM215 123V124H214ZM250 123H252L251 121H250ZM128 124H130V125H128ZM152 124V125H151ZM232 124V125H233ZM237 124V123H236ZM235 124V125H236ZM32 125V126H31ZM36 125V126H35ZM88 125V126H87ZM141 125V126H140ZM213 127H212V126ZM217 125H219V124H217ZM216 125V126H217ZM223 125L225 126V125H228L226 122H224L223 123ZM222 125V126H223ZM235 125H233L235 128H236V126ZM253 125V124H252ZM77 126V127H76ZM81 126H83V128H85V129H83ZM102 126V127H101ZM105 126V127H104ZM122 126V127H121ZM126 126H129V127H126ZM131 126H132V128H131ZM141 128H140V127ZM215 126V127H216ZM220 126V125H219ZM229 126H230V124H229ZM233 126H231L232 128H233V130H231L230 128V131L232 132H230L232 135H235V128L233 127ZM240 125H238V129L240 130L241 129V127H239ZM19 127V128H18ZM31 127V128H30ZM108 127V128H107ZM121 127V128H120ZM151 127V128H150ZM161 127V126H160ZM221 127V126H220ZM228 127V126H227ZM226 127V128H227ZM6 128V129H5ZM18 128V129H17ZM114 128V129H113ZM144 128V129H143ZM257 128H261V129H257ZM11 129V130H10ZM16 129V130H15ZM117 129V130H116ZM127 129V130H126ZM128 129H130L129 131H128ZM162 129H163V127H162ZM217 129H218V132H221L222 131V129L223 130H225V128L224 127H222V129L221 128H219V127H217ZM221 129V130H220ZM238 129H236V132L239 134V132H238ZM62 130V131H61ZM115 130V131H114ZM124 130H126V131H124ZM140 130V132H138ZM151 130H153V131H151ZM164 130V129H163ZM220 130V131H219ZM5 131V132H4ZM61 131V132H60ZM69 131V132H68ZM78 131H82V132H78ZM105 131V132H104ZM106 131H108L109 133H107ZM119 133H118V132ZM165 131H167V130H165ZM226 131V130H225ZM249 131V132H248ZM17 132V133H16ZM37 132V133H36ZM111 132V133H110ZM138 132V133H137ZM142 132H143V134H142ZM151 133V134H148V133ZM168 132V131H167ZM244 132H246L247 133V135L249 134V136L248 137H252V136H250V135H253V139L252 138H250V140L248 139V141L250 142V141H255L256 140V135H257V140H258V143H257V140L255 141L256 143H253V141H252V143L254 144V146H253V148H252V145H251V142L249 143V142H247L246 143V137L244 136ZM64 133H66L65 134V136H64ZM101 133V134H100ZM103 133H104V135H103ZM106 133V134H105ZM123 133V134H122ZM217 133V132H216ZM224 133V132H223ZM222 133V134H223ZM240 133V134H241ZM244 133V134H243ZM35 134H36V136H35ZM68 134V135H67ZM120 134V135H119ZM166 134H168V136L166 137L165 135ZM204 134V133H203ZM219 133H217V135H218ZM225 134L227 135H223L224 137L226 136V137H229L230 139L232 138V136H230L229 135V133H226L225 132ZM16 135H18V138H17V136ZM78 135V136H77ZM103 135V136H102ZM119 135V136H118ZM196 135V134H195ZM198 135V134H197ZM197 135L196 136H194V137H197ZM212 135H214L215 136V138H214V136H212ZM246 135V134H245ZM259 135V136H258ZM16 136V137H15ZM61 136V137H60ZM178 136V137H179ZM204 136V135H203ZM219 136H220V134H219ZM241 136V135H240ZM263 137H264V135H262ZM9 137V138H8ZM44 137V138H43ZM54 137V138H53ZM77 137V138H76ZM156 137V138H155ZM171 137V138H170ZM11 138V139H10ZM66 138V139H65ZM143 138V139H142ZM219 138V137H218ZM221 138V137H220ZM219 138V141L221 140H223L222 138L220 139ZM18 139V140H17ZM32 139V140H31ZM112 139V140H111ZM118 139H120V140H118ZM186 139H189V140H187V141H190V139H191V144L189 143V142H187L186 141ZM199 139H200V144L201 145H198L199 143H197V144H194L195 142L194 141H198L199 142ZM215 139V140H214ZM225 139H227V138H225ZM224 139V140H225ZM262 140L264 139V138H261ZM4 140V141H3ZM9 142H8V141ZM41 140V141H40ZM58 140V141H57ZM143 140V141H142ZM161 140V141H160ZM176 140L178 141V142H176ZM182 140H183V142H182ZM186 142H185V141ZM223 140V141H224ZM228 140V139H227ZM17 141V142H16ZM36 141V142H35ZM50 141V142H49ZM72 141V142H71ZM167 141V142H166ZM209 141V140H208ZM218 141V140H217ZM230 141V140H229ZM244 141H245V143L247 144H245L244 143ZM264 141V140H263ZM11 142V143H10ZM27 142V143H26ZM105 142V143H104ZM126 142V143H125ZM130 142V143H129ZM135 142V143H134ZM138 142V143H137ZM154 142V143H153ZM164 142V143H163ZM180 142H181V146H180V148H179V150L178 151H176L177 150V148H178V146L180 145ZM44 143V144H43ZM62 143V144H61ZM78 143H79V145H78ZM142 143V144H141ZM147 143V144H146ZM158 143V144H157ZM174 143V144H173ZM204 143H206L205 144V146H204ZM16 144V145H15ZM111 144V145H110ZM130 144V145H129ZM154 144V145H153ZM183 144V145H182ZM187 144V145H186ZM209 144V145H208ZM211 144V145H210ZM214 144H216V142L214 143ZM236 144H239V142L237 141V143ZM2 145V146H1ZM11 145V146H10ZM15 145V146H14ZM82 145V146H81ZM119 145V146H118ZM165 145V146H164ZM174 145V146H173ZM219 145H222L221 143L219 144ZM247 146V149H246V151H247V153H248V155L247 154H243V151L240 153V149L241 148H243V146H244V149L246 148V146ZM42 146H43V148H42ZM51 146V147H50ZM88 146V147H87ZM133 146V147H132ZM136 146H138V147H136ZM140 146V147H139ZM163 146V147H162ZM183 146V147H182ZM191 146V147H190ZM193 146V147H192ZM208 146V147H207ZM228 146V147H227ZM236 146V147H235ZM237 146H239V147H237ZM256 146H259V148L261 149L260 150V152L257 150L258 149V147H256ZM38 147V148H37ZM69 147V148H68ZM82 147V148H81ZM152 147H154V148H152ZM160 147V148H159ZM162 147V148H161ZM165 147V148H164ZM171 147H172V149H171ZM182 147V148H181ZM195 147V148H194ZM212 147H214V149H215V145H213ZM197 148V150H194V149H196ZM205 148V149H204ZM208 148V149H207ZM256 148V149H255ZM38 151H36V150ZM41 149V150H40ZM143 149V150H142ZM147 149V150H146ZM180 149H182V150H180ZM188 149H190V151H187ZM219 149V148H218ZM66 150H67V152H66ZM81 150V151H80ZM121 150V151H120ZM242 150V149H241ZM4 151H6V152H4ZM42 153H41V152ZM125 151V152H124ZM176 151V153L175 154H173V155H175L176 156V154L178 153V158H174L177 162L179 161V163H178V165L177 164H175V160L174 161H172L173 159V157L174 156H172V155H170V154H172L173 152H175ZM180 151V152H179ZM182 151V152H181ZM197 151H198V154H196L197 153ZM226 151V152H225ZM229 151V152H228ZM237 151H239V153H240V155L242 156L243 155V157H244V161L245 162H243L242 163V157L239 155V153H237ZM32 152V153H31ZM170 152V153H169ZM185 152L187 153L186 155H185ZM199 152H200V154H199ZM213 152V153H212ZM216 152V153H215ZM221 152H223V153H221ZM225 152V153H224ZM234 155V157H235V154L237 153L240 157L239 158H241V160L239 161V164L238 165H236V167H235V165H234V163H227V161H226V159L229 161V160H231V158L233 157L232 155V157L230 158V159H228V157H226V156H228V155H226L227 153L228 154H231V153ZM5 153V154H4ZM6 153H7V156H6ZM39 153V154H38ZM73 153V154H72ZM194 154L195 156H191L190 154ZM204 155H202V154ZM211 153V154H210ZM219 153H221V154H219ZM9 154V155H8ZM21 154V155H20ZM32 154V155H31ZM181 154H184V155H181ZM210 154V155H209ZM221 156V157H219V155ZM237 154H236V156H237ZM16 155V156H15ZM25 155V156H24ZM45 155V156H44ZM66 155H67V157H66ZM74 155V156H73ZM179 155H181V157H184L183 159V163H184V165H183V163H182V160H181V158H179L180 156ZM189 155L191 156V157H193V158H189L188 159V157H189ZM201 157H200V156ZM206 155H208V157L206 156ZM249 155L251 156H253V158L254 159H252V161H251V158L249 157ZM263 155V156H262ZM13 156V157H12ZM22 156V157H21ZM86 156H88V157H86ZM145 156V157H144ZM199 158H198V157ZM206 156V157H205ZM7 157V158H6ZM142 157V158H141ZM149 157V158H148ZM163 157V158H162ZM169 157V160H168V164H170V165H167L166 166V163L164 164V166H166V167H164V166H162L163 164V162H164V160L166 161V158H168ZM230 157V156H229ZM74 158V159H73ZM204 158V159H203ZM205 158H208L207 160L205 159ZM238 158V157H237ZM238 158V159H239ZM246 158H247V161H246ZM259 158V159H258ZM260 158H262L263 159V161H261L260 160ZM25 159V160H24ZM48 159V160H47ZM171 159V160H170ZM187 159H188V162H190V163H188L187 162ZM237 159V160H238ZM257 159V160H256ZM4 161V163H3V161ZM26 160H28V161H26ZM58 160V161H57ZM84 160V161H83ZM180 160H181V163H180ZM190 160H192V161H190ZM223 161V163L222 164H219L220 163V161ZM254 160H255V163H257L258 162V166L259 167H261V168H259L257 165H255V168L257 169V168H259V169H261V170H259L260 171V173H259V171L258 170H254V167L252 166L253 164H254ZM259 160V161H258ZM2 161V162H1ZM23 163H22V162ZM170 161V162H169ZM235 161H236V157H235ZM29 162V163H28ZM174 162V163H173ZM176 162V163H177ZM192 162V163H191ZM238 162V161H237ZM11 163V164H10ZM65 163H67V164H65ZM78 163V164H77ZM88 165H87V164ZM92 163V164H91ZM149 163V164H148ZM173 163V164H172ZM9 164V165H8ZM35 164V165H34ZM64 164V165H63ZM69 164H71V165H69ZM158 164H160V166H162V167H159V165ZM175 164V165H174ZM207 164V165H206ZM209 164V165H208ZM213 164V165H212ZM234 166H232V165ZM236 164V163H235ZM245 164H247V165H245ZM262 164V165H261ZM17 165V166H16ZM19 165V166H18ZM29 165V166H28ZM66 165V166H65ZM77 165H78V167H77ZM90 165V166H89ZM98 165V167H96ZM137 165V166H136ZM158 165V166H157ZM221 165V166H220ZM224 165H225V167H224ZM244 165V166H243ZM7 166V167H6ZM26 166V167H25ZM60 166V167H59ZM81 166H83V167H81ZM85 166V167H84ZM89 166V167H88ZM153 166V167H152ZM172 166V167H171ZM173 166H175L174 168H173ZM207 166V168H204V167H206ZM213 166V167H212ZM218 166H220V167H218ZM229 166H232L233 168H231L230 169V167ZM248 166V167H247ZM18 167V168H17ZM64 167V168H63ZM71 167V168H70ZM159 167V168H158ZM170 167L172 168V170L170 169ZM176 167H177V169H176ZM240 167V168H239ZM243 169H242V168ZM253 167V168H252ZM4 168V169H3ZM25 168V169H24ZM83 168V169H82ZM89 170H88V169ZM150 168V169H149ZM158 168V169H157ZM202 168V169H201ZM211 168H212V170L214 171H212L211 170ZM252 170H251V169ZM35 169V170H34ZM61 169V170H60ZM62 169H63V171H62ZM79 169V170H78ZM83 170V171H80V170ZM87 169V170H86ZM154 169H157V171L158 170H160V171H156V170H154ZM217 169H219V170H217ZM234 169V170H233ZM241 169V170H240ZM6 170V171H5ZM92 170V172H90ZM118 170V171H117ZM168 170H171L170 171V173H169V171ZM176 170V171H175ZM177 170H179V171H177ZM204 170V171H203ZM206 170V171H205ZM221 170V171H220ZM15 171V172H14ZM30 173H29V172ZM36 171V172H35ZM45 171V172H44ZM155 171V172H154ZM218 173H217V172ZM227 171H229V173H228V175L229 176H227L226 174H227ZM240 171L242 172H247L248 173V171H251V172H249L248 173V175L249 174H252V172L253 171H258L257 172V175H259L260 174V177H258L257 175H255V172H254V174L253 175H255V176H253V175H250L252 178H254V177H257L258 179L259 178H263V180L262 181H259L258 182V179L257 178H254V179H248V177H250V176H248V177H246V173H244V174H242V173H240ZM4 172V173H3ZM27 172V173H26ZM64 172H67V174L66 173H64ZM70 172V173H69ZM150 172H152L153 174H151L150 175ZM222 172H224V173H226L225 174V176L227 177V179L228 180H232V183L230 184L229 182H228V180H227V184L226 183H222V182H225V179H224V177L225 176H223L224 174H222ZM54 173H55V175H54ZM62 173H64L63 175H62ZM69 173V174H68ZM87 173L89 174V177H88V175H87ZM122 173V174H121ZM169 173V174H168ZM172 173V174H171ZM176 173V174H175ZM14 174V175H13ZM38 174V177L36 176ZM40 174V175H39ZM52 175V177H50L51 175ZM130 174V175H129ZM149 174V175H148ZM161 174V175H160ZM205 174V175H204ZM209 174V175H208ZM69 175H71V177L69 176ZM85 175H87V176H85ZM127 175V176H126ZM164 175V176H163ZM238 176L239 175V177L240 176H243V178L241 177V178H239V177H236V176ZM20 176V177H19ZM43 176H46V177H43ZM62 176V177H61ZM83 176H85L86 178H87V180H86V182L88 181V179H91V180H89V185H87L86 184V187H88V188H86V189H88V190H85V188L81 191V190H79V187H81V185H82V188L84 187L83 186V184L84 183H86V182H84V180L82 179V177ZM198 176H202V177H198ZM205 176V178H203ZM231 176V177H230ZM40 177H41V180H40ZM69 177H70V179H69ZM73 177V178H72ZM84 177V178H85ZM125 177H127V178H125ZM215 179H214V178ZM33 178H35V179H33ZM46 178V179H45ZM58 178V179H57ZM64 178H67V179H69V182L70 183H68L66 180V182L64 181ZM129 178H130V180H129ZM173 178H174V180H173ZM196 178H197V180H196ZM199 178H200V180H199ZM15 180V182H14V180ZM43 179V180H42ZM49 179V180H48ZM61 179V180H60ZM75 179V181L77 180V182L78 183H80L79 184V187H75V188H77L79 191H81V193H84V194H77V195H79L80 196V198H79V196H77L75 193L76 192H78V190L77 191H75V189H74V186H73V184H72V182H73V180ZM185 179H186V181H185ZM191 179H193V180H191ZM204 181H203V180ZM209 179H211V180H209L210 182H212V184L214 183V182H216V186H218L217 188H220V189H217V188H215V189H217V191L216 190H214V189H212V187H209V189H211V190H209L210 191V194H209V192H208V194L210 195V196H208V197H206V195H208L204 190H205V188H208V186H213L212 184L211 185H209V181L208 180ZM256 179V180H255ZM28 180H29V182H28ZM50 180H52V181H50ZM126 180V181H125ZM137 180V181H136ZM189 180L191 181V182H189ZM205 180H206V182L208 183V186H207V183L205 182ZM214 180V181H213ZM242 181V180H244L243 182H245L244 184H241L242 186L243 185H245L246 186V184L248 185L247 187L248 188H245V186H243V188H240V194H241V192H242V190L245 188V190H243L244 192H247L246 193V195H248V193H249V191H250V193H251V195H249L250 197H247L245 200H249L248 201V203L246 202V201H244V200H241V202H238V201H236V203H235V201H234V199L237 197L238 198V196H240L238 193H239V191L238 192H236V189H237V186H236V188H235V185H239L240 186V183H238L239 181ZM251 180H253L254 182L255 181H257L258 183L256 184V183H252V185H254L255 184V186H252L251 185V187L249 186L250 185V183H251ZM30 181H32V182H30ZM37 181V182H36ZM62 181V182H61ZM93 181V182H92ZM95 181V182H94ZM201 181V182H200ZM248 181H250V183L248 182ZM252 181V182H253ZM35 182V183H34ZM53 182V183H52ZM84 182V183H83ZM91 182L92 183H94V185H92L93 186V189H89V187L91 186ZM102 182V183H101ZM185 182H187V183H185ZM200 182V183H199ZM206 184H205V183ZM236 182V183H235ZM242 182V183H243ZM247 182V183H246ZM260 182L262 183V187L260 186ZM3 183V184H2ZM34 183V184H33ZM62 183V187H61V184ZM65 183H67V184H70L69 185V187L71 188V190H72V192H70L69 191V189L68 188H66V187H68V185H66ZM83 183V184H82ZM139 183V184H138ZM171 183V184H170ZM202 183V184H201ZM238 183V184H237ZM19 184H20V186H19ZM59 184V185H58ZM72 184V185H71ZM75 184H77L76 182H75ZM100 184H101V186H100ZM104 184V185H103ZM132 184H135V185H132ZM222 184V185H221ZM225 184V185H224ZM229 184V185H228ZM66 185V187H64V188H66V189H64L63 190V186H65ZM130 185V186H129ZM184 185V186H183ZM191 185V186H190ZM201 185H205L204 187H202ZM227 185V186H226ZM231 185V186H230ZM15 186V187H14ZM53 186V187H52ZM57 186V188L56 189H58V190H56L57 192H55V189H54V187H56ZM72 186V187H71ZM77 186V185H76ZM92 186L90 187V188H92ZM110 186V185H109ZM112 186V185H111ZM145 186V187H144ZM177 186V187H176ZM193 186V187H192ZM215 186V184H214V187H216ZM220 186V187H219ZM222 186V187H221ZM234 186V187H233ZM241 186V187H242ZM30 187V188H29ZM157 187V188H156ZM199 187H202V189L201 188H199ZM213 187V188H214ZM230 187V188H229ZM250 187V188H249ZM255 187V188H254ZM8 188H9V190H8ZM34 188V189H33ZM54 189V193L52 192L53 191V189ZM82 188H80V189H82ZM106 188V187H105ZM190 188V189H189ZM204 188V189H203ZM222 188H223V191H222ZM227 188V189H226ZM254 188V189H253ZM3 189V190H2ZM28 189V190H27ZM73 189H74V191H73ZM149 189V190H148ZM188 191H187V190ZM242 189V190H241ZM247 189H248V191H247ZM7 190L9 191V192H7ZM30 190V191H29ZM52 190V191H51ZM90 190H94L95 192H93L92 191V193L90 192ZM124 190H126V189H124ZM144 190V191H143ZM182 190V191H181ZM195 190V191H194ZM197 190V191H196ZM207 190V189H206ZM207 190V191H208ZM219 190V191H218ZM232 191L234 194H232L233 195V197L234 198H232V195L229 197L228 195V197L231 199H233L232 201L230 200V202H228L229 200H225L226 198V196L225 195H222L223 196V198L221 197L220 198V196H221V194H227L228 193V191ZM254 190V193L252 192V191ZM11 191V192H10ZM16 191V192H15ZM29 191V192H28ZM59 191V192H58ZM69 193H68V192ZM89 191V192H88ZM127 191V190H126ZM147 191H149V192H147ZM154 191H156V192H154ZM175 191V192H174ZM184 191V193H182ZM217 192L218 193V195H216L217 193H215V192ZM230 191H229V193H230ZM263 191V192H262ZM63 194H62V193ZM75 192V193H74ZM151 192V194H149ZM172 192H173V194H172ZM194 192H196V195H195V193ZM205 192V193H204ZM212 192V193H211ZM213 192L215 193L214 195L216 196H213ZM243 192V193H244ZM16 193V194H15ZM56 193H58V194H56ZM72 193H74V195H76V197L77 198H79L81 201H83L85 198H88V199H90V201L88 202V203H86V207L87 208H89L88 209V211H87V208H85L84 206L82 207L81 206V204H79V206H78V204L76 203V201L78 202L79 201V199L78 200H74L76 197H74V195L72 194ZM153 193H154V198H153ZM168 193V194H167ZM169 193H171V197H172V195H174V196H176V197H173V199L171 200L169 197ZM228 193V194H229ZM56 196H55V195ZM61 195V196H59V197H61V198H59L57 195ZM85 194H86V196H85ZM118 194V193H117ZM116 194V196H117V198H119V200H117V198L115 197V204H117V206H118V204L120 205V206H125L126 205V202H123V199H120V196H118ZM129 194V193H128ZM211 194H212V196H211ZM245 194V193H244ZM6 195H8V196H6ZM40 195V196H39ZM65 195H67V196H65ZM70 195V196H69ZM148 195H149V197H148ZM152 197H151V196ZM181 195H183V198H182V196ZM201 195H205V197L204 198H202V196ZM238 195V196H237ZM72 196H73V198H72ZM81 196H83L82 198H81ZM129 196H130V194H129ZM167 196V197H166ZM200 196V197H199ZM217 196H218V198H217ZM241 196H243L242 194H241ZM35 197V198H34ZM94 197V198H93ZM164 197V199H161V198H163ZM190 197V198H189ZM198 197V198H197ZM259 197H257V198H259ZM10 198V199H9ZM50 198V199H49ZM54 198V199H53ZM64 198V199H63ZM65 198H67V199H65ZM76 198V199H77ZM96 198V199H95ZM107 198H108V196H107ZM151 199L150 200V202L151 203H149L148 201H147V199ZM170 199L171 201H169V200H166V199ZM180 198V199H179ZM228 198V199H229ZM239 198H241L242 199V197H239ZM244 198H245V195H244ZM257 198H255L256 200H257ZM18 199V200H17ZM51 199H53V200H51ZM68 199H70V200H68ZM153 199V200H152ZM161 199V200H160ZM222 199V200H221ZM10 200V201H9ZM64 200H66V201H64ZM98 200L100 201L99 203L100 204H102V205H98L97 206V204H98ZM147 202H146V201ZM217 200V201H216ZM221 200V201H220ZM238 200V199H237ZM3 201H5V202H3ZM9 201V202H8ZM13 201V202H12ZM56 201H57V203H56ZM64 201V202H63ZM161 201H163L164 202V204L161 202ZM169 201V203H167V202ZM184 201V202H183ZM191 201V202H190ZM234 201V202H233ZM242 201H243V203H242ZM260 201V200H259ZM16 202V203H15ZM49 202V203H48ZM95 202V203H94ZM133 201H130V200H127V203H132ZM158 202H159V204H158ZM172 202V203H173ZM228 202V203H227ZM244 202H246V203H244ZM250 202H251V205H250ZM2 203V204H1ZM6 203V204H5ZM15 203V204H14ZM43 203H44V205H43ZM48 203V204H47ZM64 203V204H63ZM71 203V204H70ZM73 203V204H72ZM90 203V207H89V205H87V204H89ZM145 204L146 203V205H142V204ZM167 203V204H166ZM172 203L171 204H169V206H171L172 205ZM184 203H185V205H184ZM188 203V204H187ZM240 203L242 204L241 206H240ZM261 203V202H260ZM13 204V205H12ZM25 204V205H24ZM53 204H56V206H54ZM68 204V206L70 207H68V206H65V205H67ZM70 204V205H69ZM160 204H162V205H160ZM180 204H183V205H181L180 206ZM220 204V205H219ZM237 204L239 205V206H237ZM4 205V206H3ZM7 205V206H6ZM73 205H74V207H75V209H74V212L76 211V210H79L80 212H78V211H76L75 213H72V209H71V206L73 207ZM95 207H94V206ZM109 205V204H108ZM139 205V206H138ZM35 206V207H34ZM60 208H59V207ZM106 206V205H105ZM164 206V207H163ZM183 206H186V207H183ZM195 206V207H194ZM237 206V207H236ZM3 207V208H2ZM5 207H9V209L8 208H5ZM28 207V208H27ZM79 207V208H78ZM234 207V208H233ZM247 207L249 208V209H247ZM250 207H252V209L253 210H251V211H253L252 213H251V211H249L251 208ZM35 208V209H34ZM37 208H38V210H37ZM59 208V209H58ZM100 208H101V210H100ZM119 208V207H118ZM173 208V209H172ZM177 208V209H176ZM180 208H182L183 210H184V213L183 214H181V213H179V211L177 212V210L178 209H180ZM63 209V210H62ZM71 210V212H70V210ZM176 209V212H177V214H179L178 216H177V214L176 213H174L173 211ZM197 209V210H196ZM49 210V211H48ZM50 210H51V213H52V215H53V212L55 213L54 214V216H51V217H53V219H54V221H53V219L50 217L49 218V216L51 215V213H50ZM58 212H57V211ZM66 210V211H65ZM245 210H246V212L247 211H249V216H248V214L246 213V215H245ZM3 211L5 212L4 214H3ZM15 211V212H14ZM17 211V212H16ZM53 211V212H52ZM83 211V212H82ZM85 211H87V212H85ZM99 212V214L97 215V214H95L96 212ZM110 211H112V213H116L117 214V216H116V214H114L115 216L113 217V215H112V213L110 214L109 212ZM113 211H115V212H113ZM143 211V210H142ZM180 211H182L181 209H180ZM10 212H11V214H10ZM27 212H28V214H27ZM49 212V213H48ZM107 212V213H106ZM189 212V213H188ZM197 212V213H196ZM16 213L18 214L17 215V217H16ZM48 215H47V214ZM58 213H60L59 214V216H57L58 215ZM70 213H72V214H70ZM86 213H88V214H86ZM92 213V214H91ZM186 213H188V214H186ZM257 213H260V215L259 214H257ZM8 216H7V215ZM57 214V215H56ZM13 215H14V217H16L15 219H13L12 217H13ZM48 217V219L46 218V216ZM84 215V216H83ZM97 215V216H96ZM112 215V216H111ZM172 215V216H173ZM257 215V216H256ZM41 216V217H40ZM44 216V217H43ZM57 216V219H55L54 217H56ZM70 216V217H69ZM93 216H94V218H93ZM108 216V217H107ZM255 216V217H254ZM260 216V217H259ZM6 217H8L7 218V220L8 221H6ZM35 217V218H34ZM62 217H64V218H62ZM99 217H100V219H99ZM105 217H107V218H105ZM117 217V218H116ZM180 217H181V219H180ZM245 217V218H244ZM32 218V219H31ZM75 219V221L73 222V220L72 219ZM87 218V219H86ZM93 218V219H92ZM105 218V219H104ZM12 219V220H11ZM33 219H34V221H33ZM43 219H45V220H43ZM50 219H52V220H50ZM58 219H60L59 221H58ZM83 219V220H82ZM84 219H85V221H84ZM90 219V220H89ZM177 219H175V221L177 220ZM185 219H187V220H185ZM16 221V223H17V225L19 224V226H21V224H22V226L20 227L21 229L20 230H18L17 228H15V229H13L14 227H15V221ZM32 220V221H31ZM43 220V221H42ZM47 220V221H46ZM81 220V221H80ZM108 221L109 223L108 224H110V225H103L102 224V222L101 221ZM135 220V219H134ZM189 220V221H188ZM244 220V221H243ZM37 221V222H36ZM40 221V222H39ZM45 221V222H44ZM68 221V222H67ZM77 221V222H76ZM122 221H124V219L122 220ZM180 221V222H181ZM5 222H9V224L7 225ZM31 222V223H30ZM65 222V224H67L66 226L68 227V228H71V230L70 231H72V233L71 232H63V238H61L60 236V238L59 237H56V236H58V231L60 230V226L57 228V227H54V225L53 224H58V225H60V223H64ZM79 222V223H78ZM81 222V223H80ZM38 223V224H37ZM68 223H70V225L68 224ZM91 223V224H90ZM112 223V224H111ZM179 223V222H178ZM228 223V224H227ZM233 223H235V224H233ZM7 225V227H8V230L6 229V231H5V229H4V233L2 232L3 231V227L4 228H6V225ZM12 224L14 225V226H12ZM175 224H176V222H175ZM4 225V226H3ZM27 225V226H26ZM28 225H29V228H28ZM35 227H34V226ZM49 226V227H47V226ZM85 225V226H84ZM114 227H113V226ZM186 225V226H185ZM18 226V227H19ZM80 227V228H78L79 229V231L77 232V230H75L76 229V227ZM82 226H84V227H82ZM227 226V227H226ZM17 227V226H16ZM111 227L112 228H116L117 229V231L114 233V231H115V229H111ZM154 227V226H153ZM156 227V226H155ZM159 227V226H158ZM158 227H156V229L155 230H157V229H159ZM185 227V228H184ZM225 227V228H224ZM10 228V229H9ZM31 228H32V230H31ZM36 228V229H35ZM224 228V229H223ZM23 229V231H24V234L27 232V238H28V241H24V239L23 238H21V233H22V236H24L23 235V231L21 232V230ZM83 229V230H82ZM85 229H87V230H85ZM126 229V230H125ZM15 230H17V231H15ZM25 230H27V231H25ZM113 230V231H112ZM121 230H123V232L121 231ZM125 230V231H124ZM129 230H130V232H132V231H135V233L133 232V233H130L129 232ZM201 230V231H200ZM56 232V234H55V232ZM75 231V232H74ZM88 231V232H87ZM205 231V232H204ZM210 231V232H209ZM8 232H9V234H8ZM10 232L12 233V232H15L14 234H12V237H11V235H10ZM54 232V233H53ZM90 232V233H89ZM113 232V233H112ZM120 234L119 236L117 235L118 233ZM121 232V233H120ZM184 232L186 233V234H184ZM3 233V234H2ZM74 233H76L75 235H74ZM82 233V234H81ZM86 233V234H85ZM89 233V234H88ZM97 233H101L102 234V237H104L105 238V240H104V238L103 239H101V235H99V237H100V240H103V242H98V237L96 236V234ZM126 233H127V236H126ZM129 233V234H128ZM149 233V234H148ZM192 233V234H191ZM196 233V234H195ZM206 233V234H205ZM230 233V234H229ZM8 234V235H7ZM40 234V235H39ZM78 234H79V237H78ZM112 234V235H111ZM134 234V235H133ZM135 234H139V235H137L138 237H137V239H134V238H136V235ZM150 234H152V235H154V236H152L151 235V237H150ZM188 234H190L189 236H188ZM10 235V236H9ZM15 235V236H14ZM17 235H19V236H17ZM74 237H73V236ZM89 235V236H88ZM123 235H124V239L123 238H120V237H123ZM131 235V236H130ZM142 235V236H141ZM183 235H185V236H183ZM196 235V236H195ZM4 236V237H3ZM30 236V237H29ZM47 236V239H45L44 237H46ZM84 236V237H83ZM85 236H87V237H85ZM144 236V240H142L141 241V239H142V237ZM146 236V237H145ZM189 237V239L187 240V238ZM7 237H9V238H7ZM26 237V236H25ZM81 237V238H80ZM97 237V238H96ZM126 237H127V239H126ZM128 237H129V240L131 241H129L128 240ZM165 237L166 236H159V238H158V241L159 240H162L163 238V240H165ZM183 237V238H182ZM190 237H193L194 239H195V241H194V239L193 238H190ZM237 237V238H236ZM17 238V239H16ZM72 238V239H71ZM74 238V239H73ZM77 238H79V240H77ZM82 238H86V240L85 241H82L83 239ZM95 239V240H97V241H95V240H92V239ZM6 239H8V240H6ZM45 239V240H44ZM49 239V240H48ZM66 239H68V241H66ZM80 239H82V240H80ZM109 239H110V241H109ZM120 239V240H119ZM146 239H148V240H146ZM199 239V241L200 242H198L197 240ZM215 239H217V244L215 243H212L213 241L215 242ZM6 240V241H5ZM13 240H16V241H13ZM77 243H75L74 241ZM128 240V242L129 243H132V247L130 248V246H126L127 248H125V245L126 244H124L125 242H123V241H127ZM135 240H138V242H135ZM146 240V241H145ZM152 240H154V239H152ZM235 240H237V241H235ZM45 241V242H44ZM88 241H94L95 242V244L94 245H97V252L95 253L94 251L92 252L91 250H89V249H87L85 246H86V243L88 242ZM119 241H120V243H121V241L123 242V244H124V247L123 248H125V250H123V248L121 249V247H119L120 245L118 244L119 243ZM177 241H179V240H177ZM177 241H173L174 243H176ZM3 242V243H2ZM12 242L14 243V244H12ZM42 243V244H39V243ZM127 242V243H128ZM139 242H143V243H141V245L139 246L140 248H141V250L140 251H138V256L136 255V253H137V250H139V249H137L138 248V246H137V244L136 243H139ZM195 242V245L193 244ZM225 242H227V243H225ZM237 242H239V243H237ZM5 243V244H4ZM7 243V244H6ZM37 243V244H36ZM45 243V244H44ZM70 243V244H69ZM74 243L77 245H74ZM98 243V244H97ZM108 243V244H107ZM148 243V244H147ZM212 243V244H211ZM4 244V245H3ZM11 244V245H10ZM81 244V248L82 249H80L79 248V245ZM110 247V246H114V248H108V247H106L107 245ZM113 244V245H112ZM211 244V246H214V247H210L209 248V245ZM14 245V246H13ZM26 245V246H25ZM42 245V246H41ZM47 245H50V247H49V249L47 250V248H48V246ZM69 245V246H68ZM128 245V244H127ZM131 245V244H130ZM216 245V246H215ZM222 245V246H221ZM229 245V246H228ZM239 245V246H238ZM9 246H11V247H9ZM40 248H39V247ZM74 246H75V248H74ZM84 246V247H83ZM137 246V247H136ZM180 246V245H179ZM198 246V245H197ZM231 246V247H230ZM235 246V247H234ZM242 246V247H241ZM244 246V247H243ZM13 247H14V249H13ZM69 247V248H68ZM104 247H106L105 249L109 252L110 250H108V249H111V251L108 253V252H106V250L104 251ZM201 247V248H200ZM237 247V248H236ZM241 247V248H240ZM185 248V249H184ZM236 248V249H235ZM244 248V249H243ZM6 249V250H5ZM8 249V250H7ZM19 249H20V251H19ZM46 249V250H45ZM52 249V250H51ZM66 249H67V251H66ZM70 249V250H69ZM73 249V250H72ZM102 249H103V251H102ZM119 249H121V250H119ZM128 249H130V251H128ZM192 249V250H191ZM231 251H230V250ZM234 249V250H233ZM240 249V250H239ZM5 250V251H4ZM18 250V251H17ZM23 250V251H22ZM50 250H51V252H50ZM75 250H77L79 253H76V251ZM117 250H119V252L117 251ZM233 250V251H232ZM243 250V251H242ZM74 251H75V253H74ZM90 251L92 252V253H90ZM127 251V256L125 257V252ZM132 251V254L130 253ZM175 251V250H174ZM209 251H211V252H213V255H210L209 254ZM7 252V253H6ZM13 252L14 253H16V252H19V254L17 253V254H13ZM21 252V253H20ZM55 252V253H54ZM57 252V253H56ZM66 252V253H65ZM101 252V253H100ZM122 252H124V253H122ZM128 252H129V254H131V255H129L128 254ZM140 252V253H139ZM244 252V253H243ZM249 252V253H248ZM83 253V254H82ZM90 253V254H89ZM114 253H116V254H114ZM182 253V254H181ZM242 253V254H241ZM20 254H22V255H20ZM26 254V255H25ZM112 254V255H111ZM122 254V255H121ZM125 254V255H124ZM194 254V255H195ZM3 255V256H2ZM29 255V256H28ZM53 255V256H52ZM55 255V256H54ZM71 255V256H70ZM103 255H107L108 257H105L104 258V256ZM188 255H189V259H188ZM231 255V256H230ZM242 255H244V256H242ZM5 256V257H4ZM13 256V257H12ZM36 256V257H35ZM73 256V257H72ZM103 256V258H102V260H101V257ZM119 257V259H120V261L119 260H117L118 258L117 257ZM130 256H131V258H130ZM147 256H148V254H147ZM175 257L176 258V260H172L173 259V257ZM187 256V257H186ZM191 256V257H190ZM212 256V257H211ZM230 256V257H229ZM5 258V259H3V258ZM9 257H10V259H9ZM59 257H62V258H60L59 259ZM126 259H125V258ZM136 257H137V259H139V261L136 259ZM195 257V258H194ZM218 257V258H219ZM12 258V259H11ZM71 258V259H70ZM73 258H75V259H73ZM77 258V259H76ZM107 258V259H106ZM110 258V259H109ZM115 258H117V259H115ZM134 258H135V260H134ZM174 258V259H175ZM200 258V259H199ZM212 258V259H211ZM216 258H217V256H216ZM7 259V260H6ZM11 260V262L9 261V260ZM19 259H21V260H19ZM24 259V260H23ZM26 259H27V263H22V262H25L26 261ZM63 259H66V260H63ZM99 259L101 260V261H99ZM113 259V260H112ZM131 259V260H130ZM183 259V260H182ZM192 259H194V260H192ZM33 260V261H32ZM61 260V261H60ZM97 260V261H96ZM110 260H112V262L110 261ZM114 260H115V262H114ZM136 260L138 261V262H136ZM9 261V262H8ZM37 263H36V262ZM47 261V262H46ZM71 261V262H70ZM81 261V262H80ZM90 261H94V262H90ZM109 261V262H108ZM123 261V262H122ZM194 261V262H193ZM8 262V263H7ZM104 262V263H103ZM172 262V263H171ZM95 263V264H96ZM116 263V264H117ZM182 263V264H183ZM14 264H17V263H14ZM88 264V263H87ZM178 264V263H177Z\"/></svg>",
  "mask_w": 264,
  "mask_h": 264
},
{
  "label": "bare ground",
  "instance_id": "6f19581e",
  "mask_svg": "<svg viewBox=\"0 0 264 264\" xmlns=\"http://www.w3.org/2000/svg\"><path fill=\"white\" fill-rule=\"evenodd\" d=\"M78 1V0H77ZM80 1H82V0H80ZM80 1H78V3L80 2ZM91 1V2H90ZM94 2H95V4H93L94 2H92V0H88V2L90 3V4H88V6L87 5H85V0L84 1H82V6H83V4H84V6H85V8L84 9H82V8H79V9H77L76 7H78V6H76V0H0V25H2L3 23H5V22H7V23H10V27L8 28V30H2L1 32H4V33H1L0 32V71L2 70V71H4V70H6L7 71V75H4V76H1L0 77V82L2 83V85H3V82L2 81H4V80H7V79H9V80H11L12 82H14V85L11 87V88H9L7 91V93L6 92H4V93H1L0 92V113H2V114H6L7 112L10 114V109H9V107L10 106H13V105H19L20 106V109H19V111H18V114L19 115H22V116H24V118L25 117H30L31 115H32V110L34 109V108H38V106H41V105H44V104H46V107H47V104L49 105V110H51L52 108H54V110H55V114H56V117H61V116H64V115H67V114H71V113H73L74 111H79L78 113H80V109H79V106H81V105H83V104H86V103H93L95 106H96V108H97V112L98 111H101L102 109H103V107H105V105L108 103H113V101L112 102H108V98L105 96V93H104V88H106L108 85H109V88H110V90H111V87H110V85L111 86H113L112 84H109L110 82H108V80H110V81H114L115 82V80H114V76L115 75H112V78H108L107 77V70H108V68H107V64L108 63H106V61L107 60H110V56H117L116 55V52H115V50L114 49H116L117 47L114 45V44H112V42L114 41V40H116V38H117V36H120L121 37V33L119 34V35H112V37L111 38H113L112 40L113 41H111L110 42V44L111 45H113V47L111 48V45L110 44H108V46H107V48L110 46V48H111V51H113L114 50V52H115V54L113 55H110V52L111 51H106L107 53H109V59L107 58V59H105L106 61H97V59L95 58V56L99 53V50H100V48H98L97 46H98V44H97V46H96V43L95 42H92L91 40L93 39V37H97V36H101L102 35V33L104 34L103 35V38L101 37V39L103 40L104 38L106 39V43H107V37L109 36L110 37V35H111V33H113V32H111L113 29L111 28V27H109V28H107L108 27V25L105 27V24H107L110 20H108V22L105 20V22H104V20L103 19H105V17L104 16H100V15H105L106 16V14H103V13H105V12H107V11H109V13H110V11H112L113 12V8L114 7H112V6H114L115 4V1H114V5H112V3L110 2V3H108L109 2V0H108V2L107 1H105L106 2V4H107V6H110V10L108 9V7L106 6V8H104V10H103V8H101L100 9V7H102L103 6V4H104V0L102 1V0H97V1H100V3L98 4L97 2H96V0H93ZM111 1V0H110ZM117 1H120V0H117ZM125 1V0H124ZM131 1L132 0H129V3L128 4H126V7H127V5L129 6V4L131 3ZM152 1V0H151ZM158 1V0H157ZM157 1H153V2H156V3H158ZM180 1V2H179ZM184 1V0H183ZM195 1V0H194ZM204 1V0H203ZM219 1V0H218ZM228 1V0H227ZM234 1H237V0H233V2ZM247 1V0H246ZM250 1H252V0H249V2ZM264 1V0H263ZM102 2V3H101ZM113 2V1H112ZM123 2V1H122ZM184 2H186V4L185 5H189V4H191L189 1H184ZM188 2V3H187ZM221 2V1H220ZM231 2H232V0H231ZM238 2V1H237ZM248 1H247V3L248 4H250ZM253 2V1H252ZM251 2V3H252ZM117 3H121V2H117ZM127 3V2H126ZM142 3V2H141ZM145 4H146V2H144ZM156 3H154V4H156ZM160 3V2H159ZM159 3L158 4H156V6L161 10V12H159L158 11V15L160 16V13H161V15H163L165 12L167 13V15H169L170 16V18L171 19H178L179 18V16H180V14L183 12V14H181V15H188V21L190 20L191 22L193 21V20H195V19H193V16H192V14L194 13L195 14V12H197V4L195 3V6H196V8H195V6L194 7H191V9L192 10H194V12L193 13H190V14H188V13H186L185 11H187V10H185V9H187L188 8V6H187V8H185L184 9V5L182 6V0H178V1H171V0H162V3H160V5H159ZM176 3L178 4V5H176ZM208 3V2H207ZM211 3V2H210ZM223 3H226V2H223ZM240 3V2H239ZM86 4H87V1H86ZM93 4V5H92ZM98 4V5H97ZM101 4V5H100ZM110 4V5H109ZM133 4V3H132ZM144 4V5H145ZM218 4V3H217ZM231 4H236V3H231ZM253 5H252V7H254L255 5H257V3L256 2H254V3H252ZM117 5V4H116ZM136 4L134 3V6H135ZM141 5V4H140ZM144 5L142 6V7H144ZM152 5V3H150V6ZM220 5V4H219ZM238 5V4H237ZM242 5V3L240 4V6ZM244 5V4H243ZM258 5H260V4H258ZM93 6H95V7H93ZM96 6H100L99 8L98 7H96ZM156 6L154 7L153 6V8H155L154 9V11H156ZM182 6V9H184V10H182L180 7ZM210 6V5H209ZM235 6L236 5H234L233 7H234V9H235ZM245 6V5H244ZM124 7V5H122L121 4V6L119 7L118 6V8H116V6H115V10H116V14L115 15H112V12H111V16H110V18H112V20L111 21H113V20H116V19H119L118 20V22H120V20H122V19H120V18H122V17H124V10H122V8ZM139 7V6H138ZM137 7V8H138ZM186 7V6H185ZM222 7V6H221ZM239 7V6H238ZM245 7H249V6H245ZM245 7H244V11H245V13L246 14H248V15H245V17H246V19L248 18H250V15H253L254 13L256 14H259V12H260V9L257 11V9H256V11L257 12H255V11H253V13L251 14V12H248L247 13V11H250V10H247V8H246V10H245ZM256 7V6H255ZM260 7H262V8H264V3H263V5L261 6H259V8ZM88 8V9H87ZM97 9L98 8V10L96 11L95 9ZM120 8H121V10H120ZM130 8V7H129ZM129 8L127 7L126 9H128V11H129ZM134 7H132V11H129V12H131V13H133V11H134V9H133ZM147 8V7H146ZM215 8V7H214ZM103 10V12H101L100 10ZM105 9H107V11L105 10ZM117 9L118 10H120V12H122L121 14L122 15H120V12H119V14L117 13ZM125 9V8H124ZM139 9H141V8H138V10ZM145 9V8H144ZM147 9H149V8H147ZM198 9H199V7H198ZM234 9H233V11H234ZM240 9V8H239ZM241 9L243 10V7H241ZM248 9H250V7L248 8ZM151 10V9H150ZM149 10V11H150ZM206 10V9H205ZM251 10H253V9H251ZM93 11H95V12H97L98 13V15H97V17L98 16H100V19H102L103 21L102 22H98L97 21V18L96 17H94V19L95 20H93V17H92V12ZM182 11V12H181ZM188 11L190 12V10L188 9ZM199 11H201V9H199ZM198 11V12H199ZM217 11V10H216ZM115 12V11H114ZM142 13H144L143 11H141ZM146 12V11H145ZM148 12V11H147ZM157 12V11H156ZM156 12H155V14H156ZM164 12V13H163ZM197 12V14L199 15V13ZM212 12V11H211ZM220 12H222V17L224 16L225 18L227 17V15L225 16V15H223V13L224 14H227V11L225 10V9H223V11H222V8H221V10H220ZM235 12V11H234ZM109 13L107 12V19H109ZM126 13L128 14V12H127V10H126ZM135 13H137L138 14V11L136 10V12ZM154 13V12H153ZM166 13H165V16H166ZM186 13V14H185ZM201 13H203L202 15H207L205 12H203V10L200 12V15H201ZM217 13H219V11H217ZM237 13V12H236ZM250 13V14H249ZM264 13V9H262L261 10V12H260V14H263ZM149 14H150V16H151V13L149 12ZM149 14H148V16H149ZM193 14V15H194ZM228 14H230V16H233V14L231 15V13H229L228 12ZM256 14V16H258ZM95 14H94V12H93V16H94ZM118 15H119V17H118ZM133 15L134 16H136L137 17V15H135L134 13H133ZM142 15H144V14H142ZM187 15H186V20H187ZM204 15V17H206ZM264 15V14H263ZM96 16V15H95ZM113 16H114V18H113ZM117 16V17H116ZM121 16V17H120ZM128 16V18H125V21L127 20V23L129 24V22L128 21H130L129 19H133L134 17L132 16L131 17V14H130V17H129V14L127 15ZM126 16V17H127ZM147 16V18L146 19H144L143 20V17L141 18V17H137L138 19H137V23H141V19H142V24H140L139 23V26H138V24L135 26L136 28H137V30H135L134 29V31L136 32H134V34L137 36V38L140 36L141 37V39H145V40H147L146 42H150V40H151V43H152V46H153V49H155V50H158L157 48H159L160 49V51L161 50H165V53H163L161 56H163V55H170V57H169V60L170 59H175L176 57H177V54L176 55H174V56H176V57H174V58H172L171 57V54L169 53V52H172V48L173 47H175V46H173V45H175V44H172L174 41H175V37H174V35H176V36H180V38H181V40H182V37L185 35L184 33H183V29H179L180 27V25L182 24V20H183V18L181 19V21L179 22V19L178 20H176L175 22H170V23H172L171 24V26H168V25H170L169 23H164L165 21H163V24H165L166 26H164L163 24H160V23H158L157 24V21L155 22L154 21V15H153V19H149V17ZM156 16V15H155ZM159 16H157V17H159ZM191 16H192V19H191ZM195 17L197 16L196 14L194 15ZM213 16V15H212ZM229 16V17H230ZM247 16H249V17H247ZM256 16H255V18H256ZM261 16V15H260ZM92 17V18H91ZM115 17H116V19H115ZM194 17V18H195ZM204 17L202 18V19H204ZM208 17V16H207ZM214 17L215 16H213V18L211 17L210 19H211V21H212V23L214 22L212 19H214ZM245 17H243L244 19H245ZM99 18V17H98ZM161 18H163V16H161ZM160 18V19H161ZM167 18H168V16H167ZM234 18V17H233ZM239 18V17H238ZM260 18V17H259ZM262 19H263V16L261 17ZM90 19L91 20H93L92 22H94V21H96V23H93V24H96V28L97 27H99V25H100V27L102 28L103 26L102 25H104V29H101L100 27V30H97L100 34L99 35H97L96 34V30H92L91 31V29H92V26H91V24H90ZM99 19V21H101ZM124 19V18H123ZM139 19H140V21H139ZM148 19H149V21H148ZM156 19H159V18H156ZM164 19H165V17H164ZM163 19V20H164ZM196 19H198V16L196 17ZM216 19V18H215ZM214 19V20H215ZM222 19V18H221ZM220 19V20H221ZM229 18H227V20H228ZM236 19V20H235ZM241 19H242V16H241ZM245 19V20H246ZM200 19H198V20H195V21H193V22H195V23H193V25H191L189 22V24L192 26V27H190V26H188V27H190V29L192 28L193 29V31H194V28L193 27H195V25L196 24H199L200 23V21H199ZM209 20V19H208ZM231 20V19H230ZM229 20V21H230ZM234 20L236 21H234L233 23H234V25L232 26V25H230V23H231V21L227 24V23H225V21L224 20H222V21H220V24H221V22H223L222 23V26L224 25L225 26V28H224V30L225 29H227L228 27H230V28H233V29H235V24H240V22L239 23H237V17L236 18H234ZM249 20H252V18H250ZM253 20H255L254 18H253ZM110 21V22H111ZM139 21V22H138ZM199 21V22H198ZM217 21V20H216ZM233 21V20H232ZM259 20L257 19V22H258ZM104 22V23H103ZM107 22V23H106ZM114 22V21H113ZM112 22V23H113ZM117 22V23H118ZM122 22V21H121ZM121 22L120 23H118V25L119 24H121ZM124 22V21H123ZM210 22V21H209ZM244 22V21H243ZM260 22V21H259ZM99 23H101V24H99ZM111 23V24H112ZM131 23H133V24H135L136 23V21H132ZM131 23H130V25H129V27H133L134 25H131ZM187 23V25H189ZM216 23H218V21L216 22ZM251 23H252V21H251ZM92 24V25H93ZM124 24V23H123ZM127 24V25H128ZM143 24H144V27H143ZM204 24V23H203ZM203 24H200V25H202L203 26ZM219 24V23H218ZM217 24V25H218ZM232 24V23H231ZM253 24H256V22L254 21L253 23H252V25ZM122 25V24H121ZM120 25V27H119V29H121V27L123 26H121ZM125 25H126V22H125ZM126 25V26H127ZM200 25H198V26H200ZM213 25H215V23L213 24ZM246 25V24H245ZM259 25H260V23H259ZM258 25V23H257V25L256 26H259ZM264 24H262V27H264L263 26ZM7 26V25H6ZM142 26V27H141ZM201 26V27H202ZM206 26V25H205ZM205 26H203L204 28H206ZM243 26H244V24H243ZM216 26H212V27H210V28H215ZM227 27V28H226ZM237 27V26H236ZM247 27V26H246ZM249 27V26H248ZM254 27H255V25H254ZM260 27V26H259ZM258 27V28H259ZM91 28V29H90ZM115 28H117V24H116V27ZM145 28V29H144ZM220 28H223V27H220ZM251 28V27H250ZM253 28V27H252ZM258 28H256L255 27V29L253 30V31H255L256 29V31H258ZM261 28V27H260ZM259 28V29H260ZM1 29V28H0ZM95 29V28H94ZM98 29V28H97ZM107 31H106V30ZM191 29V30H192ZM199 29L200 28H198V30H197V32L199 31ZM202 29V28H201ZM219 29V28H218ZM236 29H240V28H236ZM241 29H242V26H241ZM246 29V28H245ZM102 30H104L103 32H102ZM196 30V29H195ZM204 30V29H203ZM209 29H207V31H208ZM212 29H210L209 31H211ZM215 30V29H214ZM220 30H222L223 31V29H220ZM246 30H248V29H246ZM260 30H262V31H264L263 29H260ZM94 31V32H93ZM116 29H115V34H116ZM131 31H132V29H131ZM176 31V32H175ZM177 31H179V32H177ZM213 31V30H212ZM238 32H240L239 30H237ZM106 34H108V35H106L105 36V33ZM127 31H125V33H126ZM202 32V31H201ZM199 32L200 33V35H202V36H205L206 37V35L208 36V37H211V39H213L212 38V35L210 34V33H208V34H202V33H206V32ZM224 32H226V31H224ZM230 33H232L233 32V34L235 33V35L238 33V32H235L234 30H232V32L231 31H229ZM244 32V31H243ZM247 32V31H246ZM259 32H261V31H259ZM117 33H118V31H117ZM122 33H124V30H122ZM124 33V34H125ZM190 33V32H189ZM199 33H197V34H199ZM255 33V32H254ZM34 34H37L38 36H39V38L41 39V41H40V43H37L35 40H34ZM130 34H133V33H130ZM193 34V33H192ZM191 34V35H192ZM214 34V33H213ZM221 34V33H220ZM225 34V33H224ZM223 34V35H224ZM227 34H228V36L230 37V35H229V33H228V31H227ZM227 34H225V35H227ZM240 34V33H239ZM245 34V33H244ZM257 34H259V33H257ZM96 35V36H95ZM135 35H131V36H127V37H129V38H127V37H125V36H123V34H122V36L123 37H125V38H127V42L125 41H123V38H121V40H122V50H124L123 48H124V44L123 43H125V45H128L129 44V42L132 40V38H133V40H134V36ZM139 35V36H138ZM181 35H182V37H181ZM211 35V36H210ZM217 35V34H216ZM235 35H233V36H235ZM238 35V34H237ZM243 35V34H242ZM247 35H248V33H247ZM246 35V36H247ZM37 36V37H38ZM186 36V35H185ZM196 36V35H195ZM221 36V35H220ZM220 36H219V38H220ZM227 36V37H228ZM231 36H232V34H231ZM259 36H260V34H259ZM108 37V38H109ZM114 37H116V38H114ZM132 37V38H131ZM144 37V38H143ZM174 37V38H173ZM189 37V36H188ZM187 37V38H188ZM228 37V38H229ZM237 37V36H236ZM235 37V38H236ZM238 37H239V35H238ZM243 37V36H242ZM254 37V36H253ZM255 37H256V35H255ZM262 37V36H261ZM264 37V36H263ZM119 38V37H118ZM117 38V39H118ZM168 38L169 39H174V40H172L171 42V45H169V46H171L170 48H171V50H170V48H169V46H167V44H170L169 42V40H168ZM179 37H176V43L178 42V40L180 39ZM198 38H199V36H198ZM198 38H197V40H198ZM215 38H217V37H215ZM214 38V40H212V42L213 41H215L216 39ZM91 39V40H90ZM95 39V38H94ZM94 39H93V41H94ZM99 39V38H98ZM101 39L99 40V43H100V41H101ZM104 39V40H105ZM130 39V40H129ZM139 39V38H138ZM140 39V40H141ZM192 39H195V38H192ZM204 39H206V38H204ZM223 39V38H222ZM231 39H233V38H231ZM245 39H247V38H245ZM89 40V41H88ZM128 40H129V42H128ZM149 40V41H148ZM158 40H161V41H163V42H161L160 43V41L158 42L159 44H156L157 43V41ZM169 41V42H167V44H165L164 42L165 41ZM181 40H179L180 41V43H181ZM193 41V43L192 44H190V47L189 48H187L186 47V45L188 44V42H189V40L187 41L186 39H185V42L187 43H185L184 42V48L186 49H190V51H192L193 50V44H194V42H198V41ZM224 40V39H223ZM238 40V42H240L239 41V39H237ZM236 40V41H237ZM87 41V43L88 44H90L89 46H93V45H91V44H93V43H95V46H96V48H91V47H87V46H85V48H83V43H85ZM90 41L92 42V43H90ZM98 40H96V42H97ZM135 41H137L136 39H135ZM135 41H131L130 42V45H131V47H129V45H128V47H126L125 46V48H127L126 49V51L124 52L123 51V56L125 57L126 55V53L128 52V50H129V52L131 51V49L133 48V45L132 44H135ZM209 41V40H208ZM220 41V40H219ZM230 41V40H229ZM245 41V40H244ZM255 41V40H254ZM261 41L263 42L264 41V39L262 38L261 39ZM103 42V41H102ZM105 42H103L102 43V45H104V47H105ZM138 42V41H137ZM141 42H142V40H141ZM144 42V41H143ZM204 43V45H205V43H207V41L206 40H204L203 41ZM210 42V41H209ZM208 42V43H209ZM215 42H217V41H215ZM232 43H233V41H231ZM258 42V41H257ZM153 43H155L154 45H153ZM175 43V42H174ZM180 43H178L177 44V49H175L174 51L177 53V52H181V51H178V49L180 48L179 46H182L183 47V44L182 45H180ZM218 43V42H217ZM228 43V42H227ZM235 43V42H234ZM241 43V42H240ZM250 43H251V41H250ZM139 44V43H138ZM143 44V43H142ZM141 44V45H142ZM196 44H198V43H196ZM196 44H194V45H196ZM220 44V43H219ZM221 44H223V42L221 43ZM226 44V43H225ZM231 44V43H230ZM242 44V43H241ZM243 44H245V43H243ZM263 44H264V42H263ZM86 45V44H85ZM119 45H120V43H119ZM145 45V47H144V49H142V50H140V48L141 47H137V46H135V47H137V48H135L134 50L135 51H138V52H142V54H143V56H144V54H145V56L146 55H149V54H151V53H147L148 51V47L146 46L147 44H144ZM151 45V44H150ZM157 45H159V47H157ZM204 45H203V49H204V51L207 49H205L204 48ZM209 45H211V44H208V46ZM212 45H214V44H212ZM217 44H215V46H216ZM224 45V44H223ZM232 45V44H231ZM236 45V44H235ZM248 45V44H247ZM257 45V44H256ZM47 46H49V50L47 49ZM116 48H115V47ZM140 46V45H139ZM173 46V47H172ZM188 46V45H187ZM192 46V47H191ZM197 46H199V45H196V47ZM222 46V45H221ZM229 46L230 45H228V47L225 45V53L228 55L229 54V59H231L232 60V56H231V53H233L232 51H231V53H229ZM249 46H250V44H249ZM249 46H248V48H249ZM252 46H253V44H252ZM252 46H250V48H249V50H251V47ZM255 46V45H254ZM253 46V47H254ZM179 47V48H178ZM207 47V46H206ZM210 48L211 47H213V49L215 48L214 46H209ZM219 46H217L216 48H218ZM224 47V46H223ZM223 47L220 49V51L219 52H221V50L223 49ZM231 47V46H230ZM233 47V46H232ZM252 47V49H254ZM89 48V49H88ZM110 48H109V50H110ZM114 48V49H113ZM119 48V47H118ZM131 48V49H130ZM139 48V50H136V49H138ZM191 48H192V50H191ZM200 48H202V46L201 47H199V48H197V50H199ZM215 48V50H219V49H216ZM220 48V47H219ZM106 49V48H105ZM120 49V48H119ZM145 49H146V51H145ZM168 49V50H167ZM203 49H202V53L204 52L203 51ZM232 49V48H231ZM260 49V48H259ZM258 49V50H259ZM121 50V49H120ZM122 50H121V52H122ZM133 50V51H134ZM145 51V53H143L144 51ZM179 50H181V49H179ZM207 50H209V49H207ZM214 50V51H215ZM228 50V51H227ZM233 50L235 51L234 53H239L240 51H238V48H235V47H233ZM257 50V49H256ZM257 50V51H258ZM102 51V50H101ZM133 51H132V53H130L129 54V52H128V55L125 57V58H123V59H126V61L125 60H123L122 61V65H121V67L124 65V67H125V64H126V71L125 72H127V74L125 73V75L123 74V72H122V70L123 69H121L120 70V67L118 68H116V66H114L113 65V63L116 61V63H117V61L122 57V55H120V57L119 58H117L118 60H116V58L114 57V59H112L111 60V62H113L110 66H111V69H112V67L114 66L115 67V69H117V70H120L121 71V73L123 74V75H121V77L120 78H123L124 80H122V79H120L119 78V80H118V83L119 82H121L120 80H122L123 82L121 83L123 86H128V84H126L127 83V80H129L130 79V74L131 75H133L132 74V72L130 73V71H136L138 68H139V70L138 71H140V67H142L143 65L145 66H143L142 68H148L149 69V67H152V66H154V65H152V61H153V59H152V61H151V58H153L154 56H152V55H149V56H152V57H150V60L148 59V58H146V59H148V61L145 63V64H148V67H146V65L144 64V63H142L143 61L141 60V55H137L136 53H138V52H135V53H133ZM160 51H157L158 53L157 54H159L160 55ZM183 51V50H182ZM209 51H211V50H209ZM223 51V50H222ZM238 51V52H237ZM253 51H255V49L253 50ZM252 51V52H253ZM105 53V51H102V52H100V53H102L101 54V56L102 55H105L104 53ZM118 52V51H117ZM140 52V53H141ZM164 52V51H163ZM168 52V53H167ZM188 51L186 50V52L185 53H187ZM207 52V51H206ZM211 52H213V51H211ZM228 52V53H227ZM243 52V51H242ZM242 52H240V53H242ZM261 52H264V49H262L261 48ZM106 53V54H107ZM174 53V52H173ZM199 53V52H198ZM197 53V54H198ZM201 53V55L200 54H198L197 55V58H199V61H200V57L202 56V60H204V57H203V54ZM233 53V54H234ZM245 53V52H244ZM248 53V52H247ZM119 54V53H118ZM135 54L138 56V58H140V59H138L137 58V56H136V58L135 57H133V55L135 56ZM139 54V53H138ZM156 54V53H155ZM154 54V55H155ZM156 54V57H159V55H157ZM175 54V53H174ZM190 54V53H189ZM193 54V53H192ZM215 54H219L218 52H215ZM236 54H234V55H236ZM255 54H256V51H255ZM258 55H259V53H257ZM257 54L255 55V56H252V53L250 54L249 53V55H245V54H241L240 56L238 55V57H241L242 55H244V58L246 59V57L247 58H251V57H253L254 59H256V62L258 61V57H257ZM264 54V53H263ZM132 55V56H131ZM182 54H179L178 56H181ZM195 55H196V53H195ZM211 55H213V54H211ZM221 55H225L223 52H222V54H219V57L221 56ZM227 55H225L224 56V58L227 56ZM100 56V57H101ZM132 58H131V57ZM141 56V57H140ZM187 56V55H186ZM200 56V57H199ZM208 56V55H207ZM210 56V55H209ZM107 57V56H106ZM112 57V58H113ZM155 57V58H156ZM184 57H185V55H184ZM189 57H190V55H189ZM192 57H195V56H192ZM192 57H190V60H191V58ZM213 56H210V57H207V58H209V59H207L206 57V62H208V64L207 65H209L210 67H211V62L210 61H207V60H211V61H213V58H212ZM218 56H217V58H219ZM243 57V56H242ZM257 57V58H256ZM128 58H129V60H130V62H129V60H128ZM144 58V59H145ZM160 58V62H161V64H159V61H157V62H154V64H156L155 66H157V67H153L154 68V70L156 71V69L159 67V66H161V67H159V68H161V69H163L164 71V73L158 78L157 76H158V72L159 71H161V69L160 70H158V74H156L155 75V73H153V76H155V78L157 77L159 80L160 79H162V82L164 83V82H169V83H171V85H173V86H171V85H169V83L167 82L166 83V85H165V83L163 84L162 82H161V80H160V83H162L165 87L167 86H169L170 87V89L172 88V90H173V87H175L174 86V84H176V86L177 85H179L180 86V84H178V83H180V81H181V90L180 91H186V89L185 88H191L190 87V85H191V81L189 82V85H187L188 84V82H186L185 81V83H182L183 81V79H185L186 78V76H185V78H184V76H183V79H181L182 77H181V75H179L178 74V76H177V78H176V80L175 79H172V78H170V79H168L167 77H165V79H166V81H163V75H165V73L167 74V76H169L170 74L169 73H167V66L165 65V64H167V61H165V59L167 58L168 59V56H166V57H164L163 56V58H164V60H163V58H162V60L163 61H161V57H159ZM159 58H156L157 60L159 59ZM180 58V57H179ZM185 58H187V57H185ZM216 58V59H217ZM223 58V59H224ZM250 58H249V60H246V63H245V61H244V65H247V68L248 67H250L249 68V70L248 71H251V72H248L249 74H251L252 75V77L254 76L255 77V79L257 78V76H258V78L260 77V75L262 76L263 75V80H264V64H263V66H261L262 64L261 63H259V62H257L258 63V65H259V68H257V66H255V65H257V63H255V60H254V62H252L251 60H250ZM94 59H96V61L94 60ZM133 59V61L134 62H132L131 60ZM137 59L138 60H140V61H137ZM142 59H143V57H142ZM143 59V60H144ZM156 59H155V61H156ZM177 59V58H176ZM196 60V57L195 58H193L192 60ZM226 59H227V57H226ZM244 59V60H245ZM128 60V61H127ZM180 60H182V58L180 59ZM201 60V63L203 62ZM220 60H221V58H220ZM231 60H226V61H228L229 62V64H230V61ZM243 60V59H242ZM260 60V62H263L264 61V59H262L263 61H261V59H259ZM137 61V62H136ZM142 61V62H141ZM171 61H173V60H171ZM170 61V62H171ZM176 62H178L179 60L177 59V60H175ZM219 61V60H218ZM248 61V62H247ZM119 63H121L120 61H118ZM128 62L129 63H131L132 64V66H129L128 65ZM138 62H140L141 64H143V65H141L140 63L138 64ZM150 62V63H149ZM165 62V63H164ZM169 62V61H168ZM181 62V61H180ZM180 62H178L177 64L175 63V62H173V63H175V65H177L178 66V64H179V66L181 65V63ZM184 62H187V61H184ZM232 62V61H231ZM116 64V65H120V64ZM135 63V64H134ZM200 63V64H201ZM204 63V65H205V61L203 62ZM202 63V64H203ZM210 63V64H209ZM218 63V62H217ZM217 63H215V66L217 65V67H218V64ZM223 63H225L224 61H223ZM222 63V65H226V64H228V63H226V64H223ZM250 65H249V64ZM252 63H255L254 64V66H252ZM138 65V67H137V65ZM166 66H164V65ZM168 64H170V63H168ZM232 64H233V62H232ZM261 64V65H260ZM113 65V66H112ZM135 65V66H134ZM141 65V66H140ZM149 65H151V66H149ZM171 65H173L172 63L168 66V69H169V67L171 66ZM249 65V66H248ZM129 66V67H128ZM164 66V67H163ZM182 66H184V67H180V70L182 71V69L181 68H183L185 71H187L186 70V67H187V65L184 63ZM197 70H199L200 69V66L197 64ZM208 66V68H210ZM213 66H214V64L212 63V67H211V69H209L210 71H212V68H213ZM113 67V68H114ZM123 67V68H124ZM131 67V68H130ZM133 67H136V70H134L133 69ZM174 67V66H173ZM203 67V66H202ZM201 67V68H202ZM205 68H206V65L204 66ZM203 67V68H204ZM216 67V68H217ZM229 67H232V65L230 66L229 65ZM158 68V69H159ZM164 68H166V70L164 69ZM222 68V67H221ZM225 68H226V66H225ZM233 68H235V67H233ZM130 69V70H129ZM131 69H133V70H131ZM147 69V70H148ZM152 69V68H151ZM172 69V68H171ZM175 69V68H174ZM173 69V70H174ZM179 69V67H177V69L176 70H178ZM231 69V68H230ZM230 69H228V71L229 72H233V71H230ZM145 70V69H144ZM144 70H142V73L144 72ZM154 70L152 69L151 70V72L153 71L154 72ZM173 70H170V71H173ZM175 70V71H176ZM183 70V71H184ZM214 70H215V67H214ZM218 69H216L215 70V72L217 71ZM222 70V72L224 73L225 72V70H224V68H222L221 69ZM224 70V71H223ZM233 70V69H232ZM236 70V69H235ZM114 71V70H113ZM129 71V72H128ZM149 71V70H148ZM148 71H145L143 74H149L148 73ZM169 71V72H170ZM175 71H174V73H175ZM201 71V70H200ZM205 71H206V69H205ZM208 71V70H207ZM119 72V71H118ZM137 72V71H136ZM150 72V73H151ZM209 72V71H208ZM215 72L213 73V74H215ZM222 72L220 71V73H218V75H222ZM236 72V71H235ZM112 73V72H111ZM115 73V72H114ZM134 74H135V72H133ZM171 73V72H170ZM176 73H179V72H176ZM183 73V72H182ZM200 73V72H199ZM207 73V72H206ZM206 73H204V74H206ZM211 73V72H210ZM209 73V74H210ZM238 73V72H237ZM115 74H117V73H115ZM142 74V76L143 77H145V76H149V75H143ZM172 74V73H171ZM181 74V73H180ZM188 73H186V75H187ZM204 74H202L203 75V77H207V75H205L204 76ZM213 74H210V76L211 75H213ZM217 74V73H216ZM214 75L215 76V78H217L218 77V75ZM225 74V73H224ZM223 74V75H224ZM236 74V73H235ZM120 75V74H119ZM119 75H117L118 77H119ZM136 75H138V77L140 76L141 77V73H139L138 72V74H136ZM135 75V76H136ZM173 75V74H172ZM175 76H176V74H174ZM225 75H227L228 76V72H226V74ZM240 75V76H239ZM238 76H236V78L238 77V79H239V77H241V74H239ZM251 75H248V76H250L249 77V80H251L252 81V83L251 84H253L254 85V77L251 79ZM134 76V75H133ZM189 76V75H188ZM213 76V77H214ZM227 76H226V78H223V76H222V78L224 79L223 80V82L222 81H219V82H221V83H225V82H227V81H231L230 79H231V77L233 78V77H235L234 75H232L230 78H229V76H228V80H226L227 79ZM118 77H117V79H118ZM137 77V76H136ZM136 77H131V79L133 78V80H132V83H133V81L135 80V78ZM136 78L137 80H135V81H137V84L138 83H141V84H138L137 86H136V91L134 90H131V89H133L134 88V86H133V88H132V83H130V89L129 90H131L132 92H130V94L131 93H134L133 95L134 96H132V98H134V100H138L139 99V101H141V99H142V97L144 96H142V94H145V93H147V92H149V91H146V87H145V89L143 88V90H142V92H145V93H141V96L142 97H139L140 96V91H138V90H140L141 89V87H140V85L142 86V85H145V86H147L145 83H143L142 84V82H141V78ZM143 77H142V81L143 82H151V80H153V79H150V80H148L146 77V79L145 80H143ZM169 77H173V76H169ZM181 77V78H180ZM205 77V78H206ZM221 77V76H220ZM225 77V76H224ZM129 78V79H128ZM150 78H151V76H150ZM154 78V79H155ZM156 78V79H157ZM175 78V77H174ZM179 78V80H177ZM190 78H191V76H190ZM202 78V77H201ZM209 78V77H208ZM212 78V77H211ZM222 78H219L220 80L222 79ZM257 78V79H258ZM261 78V77H260ZM125 79H127V80H125ZM130 79V80H131ZM218 79V78H217ZM217 79H215V80H217ZM218 79V80H219ZM129 80V81H130ZM176 82H178V83H176ZM190 80V79H189ZM206 80H210V79H207L206 78ZM206 80H204V81H206ZM158 81V80H157ZM171 81V82H170ZM173 81V82H172ZM193 81V80H192ZM225 81V82H224ZM233 81H236L234 78H233ZM232 81V82H233ZM241 81V80H240ZM244 81V80H243ZM261 81V80H260ZM259 81V82H260ZM125 82V83H124ZM156 82V81H155ZM208 82H211L212 83V80H210V81H208ZM216 82H218V81H216ZM232 82H229L230 83V87H232L231 85L233 84ZM242 82V81H241ZM263 82V86H264V81H262ZM113 83V82H112ZM153 83V82H152ZM151 83V84H152ZM174 83V84H173ZM205 83H206V85H207V82H204V83H202L201 82V84H202V86L201 87H203V85H205ZM211 83H208V84H210L211 85ZM214 83H215V81H214ZM235 83V82H234ZM249 83H250V81H249ZM114 84V83H113ZM120 83L118 84V85H121ZM151 84L149 83V86H151ZM158 84V83H157ZM156 83H155V85H157ZM162 84H159V85H162ZM168 84V85H167ZM183 84H186V85H184L183 86ZM227 85H228V83H226ZM226 84H223V85H225V87L224 88H228L227 86H226ZM236 84V83H235ZM233 85V86H236V85ZM260 85H258V80H257V84L255 83V85L254 86H256V87H259L260 88V86H262L261 84L262 83H259ZM135 85V84H134ZM154 85V83L152 84V86H155ZM158 85V86H159ZM219 85H221V84H219ZM219 85L217 86V83H216V85H213L215 88H214V90H216V91H214L213 90V88L212 89H209V88H206L207 90L209 89V91L208 92H210V90H213L212 91V93H214V94H212V96H211V98H216V97H218V98H216V99H214V101L212 102V100H210L211 101V103H210V106H211V109H212V113L214 114V110H216V108L214 109L213 107H212V103H215V101L217 100V99H219L220 101H221V103H220V101H218L219 102V104L221 105V104H223V106H224V103H225V108L223 107H221L222 109H226V105H227V103H229V105L232 103H234L236 100H237V97H238V101L237 102H239V96H238V92H236V90H237V88L235 87V91H234V89H232L231 88V90H233L234 92V94L235 95H237V97L235 98L234 97V95L231 93V96H233V98L231 97V96H228L229 97V99L227 98L226 99V97H227V95L226 94H230V93H227L228 92V89H230V87L226 90L225 89V91L223 92L220 88H222L223 86L221 85L220 87H219ZM4 86V85H3ZM3 86H2V88H3ZM158 86H156L154 89H153V91L154 90H156V88L158 87ZM192 87H193V89H200V88H197V86L196 85H193V83H192V85H191ZM195 86H196V88H195ZM213 86H210V88L211 87H213ZM9 87V86H8ZM140 88V89H138V88ZM165 87H162V86H160V87H158V90H159V88H164V90H163V93L165 92ZM166 87V88H167ZM178 87V86H177ZM175 88V89H178L179 90V88ZM185 87V88H184ZM219 87V88H218ZM121 87L119 86L118 87V89H120ZM149 88V87H148ZM184 88V89H183ZM217 88V89H216ZM234 88V87H233ZM263 88V87H262ZM261 88V89H262ZM1 89V88H0ZM92 89H94V91H92ZM117 89V90H118ZM124 89H126L125 87H124ZM123 89V93L121 94V95H119V96H117V97H115V98H113L114 96V94L112 93V91H110L113 95H112V98L113 99H115L116 101H120V99H118V97H120V98H123L124 96H128L127 95V90H124ZM161 89H160V94H163L162 93V91H161ZM169 89V88H168ZM167 89V90H168ZM174 89V90H175ZM183 89V90H182ZM192 89V88H191ZM191 89H189V91L191 92L192 90ZM253 89V88H252ZM261 89H259L258 91H260ZM150 90V89H149ZM205 90V89H204ZM206 90V91H207ZM219 90V91H218ZM224 90V89H223ZM239 90V89H238ZM264 89H262L261 90V92L263 91ZM153 91L151 90L150 91V93H151V95H153L152 93H153ZM157 91V90H156ZM169 91V92H168ZM168 91H166L168 94H166V96L168 95V96H170V93L172 94V92L170 91V90H168ZM180 91H178L179 93H180ZM188 91V92H189ZM196 91V93H195V95L197 94H199L200 92H199V90L197 91V90H194V92ZM204 92L203 91V95H204V93H205V95H206V93H208V92ZM253 91H254V89H253ZM157 92H159V91H157ZM187 92V91H186ZM187 92V93H188ZM193 92V91H192ZM191 92V93H192ZM197 92H199V93H197ZM220 92L222 93V95L220 94ZM226 92V93H225ZM236 92V93H235ZM256 92H257V89H256ZM260 92V93H261ZM5 93H6V95H5ZM108 93V92H107ZM106 93V94H107ZM216 93H218L219 95L217 96L216 95ZM254 93V92H253ZM258 94H260L259 92H257ZM129 94V93H128ZM149 94V93H148ZM148 94H146V96L148 95ZM154 94L156 95V93L154 92ZM165 94H163V95H165ZM175 94V93H174ZM181 94V93H180ZM192 94H194V93H192ZM201 94V93H200ZM199 94V95H200ZM241 95L240 96H243L242 95V93H240ZM257 94V95H258ZM262 94L264 95V91L262 92ZM132 95V94H131ZM131 95H129V96H131ZM155 95H153V96H155ZM163 95H162V97H163ZM178 95V94H177ZM196 95V96H197ZM213 95H214V97H213ZM226 95V96H225ZM127 97L128 99L129 98H131V97ZM149 96V95H148ZM148 96L147 97H145V100H146V98H148ZM150 97V99H148V103H149V105L151 104V103H153L154 104V106L153 105H151V106H153L152 108H151V110H150V113H151V115L152 116H154V118H156L157 120H159L158 122L157 121H155V119H154V121L155 122H157V123H159V124H157L156 126H159V128H156L155 127V131H153V130H151V131H153V133H152V135L154 134H156V135H164L165 133H168V134H170V136H171V134L175 137V138H178V140L179 141H181L179 138H180V136L179 135H181V137H182V135H185V136H183L182 138H187L188 136L190 137V136H193L192 138H194V139H197V138H201L200 136L202 135V139L204 138L205 139V136H206V134H208L207 136H208V139H207V141L206 140H201V141H205V142H207V143H210V141H211V135H209V133H211V131H212V128L210 127V123H211V119H214V122L215 123H217V124H219V125H214V127L213 128H215L217 131H214V135L217 137H221L223 140L225 139V138H227V139H225L224 141L222 140H220L219 141V138L217 137V138H215V136L214 135H212V136H214V138L215 139H217V140H215L214 141V143L216 142V144H214L213 143V145H215V149H214V147H212L211 146V150L213 151V150H215L216 152H218L219 150H220V147L222 146H224L225 145V148H226V145H228V143H230L231 141H232V139H234V138H236L235 136H237V138L236 139H234L233 141L235 142L236 140L239 142V144H236L237 143V141H236V143H235V145H240V143H242L243 142V140L242 141H240V138L239 137H242V131L244 130L245 131V126H247L248 127V129L247 130H249V124L251 125V128H252V130H256V129H253V127H254V125L256 124H254V118H256V113L253 115V117L254 118H252L251 117V119H253V120H250L252 123H250V121L248 120V123H246L247 122V119H240L241 121L243 120V122L241 123V124H239V118H240V116L242 117V115H241V113L243 112L241 109H243L244 108V106H242V102H244L245 101V99H244V101H242L243 99V97H241L240 98V103L239 104H241V107H240V105H237V107L239 108L240 107V111H242L241 113H237V114H234L235 116H233L232 114H231V117H233L234 118V120L236 119V121H234V123L236 124H233V121H231V122H229V120H230V118H221L220 120H218V117H217V115H215L216 117H217V119H216V117H212V116H210L209 117V115H202V113L203 112H205L204 111V109H206L205 107H207V109L210 107L209 106V104L207 105H205V104H201L199 101L201 100V95L199 96V98H200V100H199V98L196 100L197 102H199L200 104H201V108H200V112H199V116L198 117H196L195 116V111H193V110H191V107H194L193 109L194 110H196V106L198 105V103L197 102H195L193 105H189V104H192L191 103V101H186V102H190V103H188V104H186V103H184V104H178L180 101H179V99L178 98H174L173 100H171L170 102H168L167 104H165V105H161V103H159L161 100V96H160V98L158 97H156L157 98V102L155 101V102H151V101H153L154 99H155V97ZM157 96V95H156ZM167 96V97H168ZM172 96H174L173 94H172ZM172 96H170V97H172ZM176 96V95H175ZM210 96V95H209ZM219 96H221L222 98H220ZM167 97H164V99H167ZM254 97V96H253ZM257 96L255 95V98H256ZM111 98V99H112ZM125 99L123 100V103L122 104H124V102L126 101V97H124ZM141 98V99H140ZM187 98V97H186ZM191 98V97H190ZM210 98V97H209ZM208 97H206V99H209ZM231 98H232V100H231ZM259 98L260 99H262L261 97H260V95H259ZM264 98V97H263ZM118 99V100H117ZM128 99H127V102H128ZM189 99V98H188ZM205 99V98H204ZM203 99V100H204ZM225 99V100H224ZM256 99H258V97L256 98ZM110 100V99H109ZM145 100H143V101H145ZM187 100V99H186ZM190 100V99H189ZM202 100V101H203ZM233 100H235V101H233ZM259 100V99H258ZM264 100V99H263ZM262 100V101H263ZM135 101V102H136ZM136 102V106H139L138 104H140V102ZM147 101V100H146ZM159 101V102H158ZM193 101H195V100H193ZM209 100H208V102H210ZM225 101V102H224ZM231 101H233V102H231ZM122 101H120V103H121ZM127 102H125L126 103V105L125 106H123V108L125 107V109L127 108ZM130 102H133V100L132 101H130ZM129 102V103H130ZM237 102H236V104H237ZM257 102V101H256ZM264 102V101H263ZM118 104H119V102H117ZM116 102H115V106H117L118 104H117ZM147 103V102H146ZM202 103H204V102H202ZM205 103H206V101H205ZM247 104L246 105H248L249 103L248 102H246ZM107 104V105H108ZM117 104V105H116ZM121 104V105H122ZM143 104H144V102H143ZM157 104V105H156ZM235 104V103H234ZM111 105V104H110ZM110 105H108V109L111 111L112 109L109 107ZM114 105H112L111 107H113ZM129 105H131V103L129 104ZM155 105H156V107H155ZM161 105V106H160ZM214 105V104H213ZM253 105V106H252ZM256 105V104H255ZM120 106V105H119ZM135 106V103H133V105H132V107L133 108H135L134 107ZM144 108H149V106L147 107V106H145V104L144 105H142ZM142 106H140V107H142ZM202 106H204V107H202ZM219 106V105H218ZM217 105H216V107H218ZM249 107H251L252 106V108L253 107H255L254 106V104H249L248 105ZM129 107V106H128ZM197 107H199V106H197ZM230 107H231V105H230ZM246 107V106H245ZM37 108H36V110H37ZM40 108V107H39ZM92 108V107H91ZM118 108H120L121 109V107H117V108H115V109H117V112L118 111H120V109L118 110ZM132 108V109H133ZM139 108V107H138ZM138 108H135L136 110H138ZM143 108V109H144ZM220 108V109H221ZM131 109V110H132ZM140 109V108H139ZM143 109H141V111L143 110ZM191 110V113L193 114H190V112H189V114L191 115V116H186L185 115V113H186V111L188 112V110ZM198 109V108H197ZM206 109V113H207V110ZM214 109V110H213ZM231 109V108H230ZM229 108H228V110H230ZM247 109H248V107H247ZM246 109V110H247ZM250 109V108H249ZM90 110V109H89ZM94 110V109H93ZM127 110H128V108H127ZM130 110V111H131ZM136 110H132V117L131 118H133V119H135L136 120V118H137V120H138V118L139 117H133V111H134V113H136ZM170 110H173V111H170ZM201 110H202V112H201ZM228 110H226V111H228ZM233 110V109H232ZM245 110V109H244ZM254 110V109H253ZM43 111H44V109H43ZM96 111V110H95ZM94 111V112H95ZM116 111V110H115ZM140 111V110H139ZM141 111H140V113H141ZM234 111V110H233ZM239 111V112H240ZM250 111V110H249ZM248 111V112H249ZM251 111H252V109H251ZM250 111V112H251ZM259 111H261V110H259ZM259 111H257V112H259ZM112 112H114V110L112 111ZM138 112V111H137ZM143 112V111H142ZM209 112V111H208ZM217 112V111H216ZM253 112V111H252ZM256 112V111H255ZM49 113V112H48ZM67 113V114H66ZM96 113V112H95ZM102 113V112H101ZM108 113H111V112H109L108 111ZM116 113V112H115ZM125 114H126V112H124ZM144 113V112H143ZM142 113V114H143ZM228 113H229V111H228ZM260 113V112H259ZM105 114V113H104ZM112 114V113H111ZM111 114L109 115V116H111ZM141 114V115H142ZM187 114V113H186ZM217 114V113H216ZM247 115L245 116V115H243L244 117H249V116H251L250 114L251 113H246ZM14 115V114H13ZM44 115V114H43ZM75 115V114H74ZM124 115V114H123ZM138 115H140V114H138ZM144 116H147V115H145V113L143 114ZM239 115V116H238ZM126 116V115H125ZM135 116H137L136 114H135ZM193 116H195V117H193ZM20 117V116H19ZM89 117H91V116H89ZM98 117V116H97ZM117 117H118V115H117ZM119 117H121V116H119ZM263 117H264V114H263ZM92 118H94V117H92ZM91 118V119H92ZM110 119L112 118V117H109ZM143 118V117H142ZM142 118H139V120L140 119H142ZM62 119V118H61ZM104 119V118H103ZM114 119V118H113ZM116 119H118V118H116ZM115 119V120H116ZM144 119H148L149 120V116H148V118H144ZM180 119H183L182 120V122H179V120ZM222 119H224L223 121H222ZM227 119H228V121H227ZM4 120V119H3ZM8 120V119H7ZM6 120V121H7ZM97 120V119H96ZM95 120V121H96ZM119 121L121 120L120 118L118 119ZM134 120V121H135ZM138 120V121H139ZM148 120H146V121H148ZM232 120V119H231ZM244 120H246V121H244ZM36 121V120H35ZM93 121V120H92ZM94 121V122H95ZM108 121V120H107ZM119 121H118V123H119ZM122 121V120H121ZM120 121V122H121ZM137 121V122H138ZM142 121V120H141ZM164 122V121H172V123L169 125V128L167 129V128H165L163 125H161L160 123H162V122ZM217 121H220V122H217ZM8 122H10V121H8ZM33 122V121H32ZM103 122H105V121H103ZM111 122V121H110ZM115 122V121H114ZM125 121H123V123H124ZM224 122H226L228 125H223V123ZM21 123V122H20ZM70 123V122H69ZM112 123V122H111ZM122 122H121V124H123ZM213 123V122H212ZM214 123V124H215ZM244 123L246 124L245 126H243L244 125ZM15 124V123H14ZM92 124V123H91ZM142 126H144V123H140ZM163 124V123H162ZM229 124H230V126H229ZM235 125L236 126V128L233 126V125ZM253 124V125H252ZM259 125L261 124V123H258ZM255 125V127L257 126V127H260L261 126V128H263L262 127V125ZM93 125V124H92ZM125 125H126V122H125ZM128 125H130V124H128ZM140 125V126H141ZM152 125V124H151ZM223 125V126H222ZM238 125H240L239 127H241V129L239 130L238 129ZM32 126V125H31ZM36 126V125H35ZM88 126V125H87ZM139 126V127H140ZM161 126V127H160ZM216 126V127H215ZM228 126V127H227ZM231 126H233L234 128H235V135H232L231 133L233 132H231L230 131V129L231 130H233V128L231 127ZM264 126V125H263ZM77 127V126H76ZM82 128H83V126H81ZM102 127V126H101ZM105 127V126H104ZM122 127V126H121ZM120 127V128H121ZM126 127H129V126H126ZM162 127H163V129H162ZM217 127H219V128H221L222 129V127H224L225 128V130H223L222 129V131L221 132H218V129H217ZM227 127V128H226ZM243 127H245L244 129H243ZM19 128V127H18ZM17 128V129H18ZM31 128V127H30ZM108 128V127H107ZM131 128H132V126H131ZM141 128V127H140ZM151 128V127H150ZM230 128V129H229ZM261 128H257L258 130L259 129H261ZM0 129H1V127H0ZM6 129V128H5ZM83 129H85V128H83ZM114 129V128H113ZM144 129V128H143ZM220 129V130H221ZM236 129H238V132H239V134L236 132ZM11 130V129H10ZM16 130V129H15ZM117 130V129H116ZM127 130V129H126ZM126 130H124V131H126ZM130 129H128V131H129ZM165 130H167V131H165ZM219 130V131H220ZM264 130V129H263ZM62 131V130H61ZM60 131V132H61ZM115 131V130H114ZM200 131H201V133H200ZM231 133H230V132ZM241 131V132H240ZM5 132V131H4ZM69 132V131H68ZM78 132H82V131H78ZM105 132V131H104ZM107 133H109L108 131H106ZM118 132V131H117ZM120 132V131H119ZM118 132V133H119ZM138 132H140V130L138 131ZM137 132V133H138ZM219 133L220 134V136H219V134L217 135V133ZM224 132V133H223ZM225 132L226 133H229V135L230 136H232V138L230 139L229 137H226L227 135L225 134ZM249 132V131H248ZM262 132H264V131H262ZM17 133V132H16ZM37 133V132H36ZM111 133V132H110ZM148 133V132H147ZM204 133V134H203ZM223 133V134H222ZM241 133V134H240ZM246 135H245V134ZM243 134H244V136L246 137L245 139V141H246V143L247 142H249L248 141V139L250 140V138H252L253 139V135H250V136H252V137H248L249 136V134L247 135V133L246 132H244ZM65 134L66 133H64V136H65ZM101 134V133H100ZM106 134V133H105ZM123 134V133H122ZM142 134H143V132H142ZM148 134H151V133H148ZM168 134H166L165 136L167 137L168 136ZM197 135V137H194V136H196ZM201 134V135H200ZM68 135V134H67ZM103 135H104V133H103ZM102 135V136H103ZM120 135V134H119ZM118 135V136H119ZM188 135V136H187ZM200 135V136H199ZM204 135V136H203ZM223 135H226L225 137L223 136ZM241 135V136H240ZM259 135H261V137H258V140H259V138H260V140H261V142L262 143H260V140H259V143H260V145H262V144H264V139L262 140L261 138H264L262 135H264L263 133H260ZM258 135V136H259ZM17 136V138H18V135H16ZM15 136V137H16ZM35 136H36V134H35ZM78 136V135H77ZM179 136V137H178ZM211 138H210V137ZM233 136H234V138H233ZM61 137V136H60ZM256 137V140H257V135L255 136ZM9 138V137H8ZM44 138V137H43ZM54 138V137H53ZM77 138V137H76ZM156 138V137H155ZM171 138V137H170ZM191 138V137H190ZM191 138V139H192ZM220 138V139H221ZM1 139V138H0ZM11 139V138H10ZM66 139V138H65ZM143 139V138H142ZM191 139H190V141H191ZM18 140V139H17ZM32 140V139H31ZM112 140V139H111ZM118 140H120V139H118ZM187 140H189V139H186V141ZM193 140V139H192ZM198 140V139H197ZM194 141L195 143L194 144H197V143H199L198 145H201L200 144V139H199V142L198 141ZM209 140V141H208ZM230 140V141H229ZM255 140V141H256ZM258 140H257V143H258ZM4 141V140H3ZM8 141V140H7ZM41 141V140H40ZM58 141V140H57ZM143 141V140H142ZM161 141V140H160ZM185 141V140H184ZM185 141V142H186ZM190 141H187V142H189L190 144H191V142ZM245 141H244V143H245ZM253 141V140H252ZM252 141H250L251 142V145H252V148H253V146H254V144L253 143H256L255 141H253V143H252ZM9 142V141H8ZM17 142V141H16ZM36 142V141H35ZM50 142V141H49ZM72 142V141H71ZM167 142V141H166ZM176 142H178L177 140H176ZM182 142H183V140H182ZM234 142H231V144H229V145H234V144H232V143H234ZM249 142V143H250ZM11 143V142H10ZM27 143V142H26ZM105 143V142H104ZM126 143V142H125ZM130 143V142H129ZM135 143V142H134ZM138 143V142H137ZM154 143V142H153ZM164 143V142H163ZM184 143V142H183ZM222 144V145H219V144ZM245 143V144H246ZM256 143V144H257ZM44 144V143H43ZM62 144V143H61ZM142 144V143H141ZM147 144V143H146ZM158 144V143H157ZM174 144V143H173ZM205 144L206 143H204V146H205ZM248 144V143H247ZM246 144V145H247ZM16 145V144H15ZM14 145V146H15ZM78 145H79V143H78ZM111 145V144H110ZM130 145V144H129ZM154 145V144H153ZM183 145V144H182ZM187 145V144H186ZM209 145V144H208ZM211 145V144H210ZM245 145V146H246ZM258 145V144H257ZM2 146V145H1ZM11 146V145H10ZM82 146V145H81ZM119 146V145H118ZM165 146V145H164ZM174 146V145H173ZM180 146H181V142H180V145L178 146V148H177V150L176 151H178L179 150V148H180ZM262 146H264V145H262ZM51 147V146H50ZM88 147V146H87ZM133 147V146H132ZM136 147H138V146H136ZM140 147V146H139ZM163 147V146H162ZM161 147V148H162ZM183 147V146H182ZM181 147V148H182ZM191 147V146H190ZM193 147V146H192ZM206 147V146H205ZM208 147V146H207ZM228 147V146H227ZM236 147V146H235ZM237 147H239V146H237ZM256 147H258V151L260 152V148H259V146H256ZM38 148V147H37ZM42 148H43V146H42ZM69 148V147H68ZM82 148V147H81ZM152 148H154V147H152ZM160 148V147H159ZM165 148V147H164ZM195 148V147H194ZM219 148V149H218ZM224 147H223V149H221L222 151H224V150H226ZM264 148V147H263ZM171 149H172V147H171ZM205 149V148H204ZM208 149V148H207ZM242 149V150H241ZM239 151H240V153L243 151V154H247L248 155V153H247V151H246V149H247V146H246V148L244 149V146H243V148H241ZM256 149V148H255ZM36 150V149H35ZM41 150V149H40ZM143 150V149H142ZM147 150V149H146ZM180 150H182V149H180ZM194 150H197V148L196 149H194ZM37 151V150H36ZM81 151V150H80ZM121 151V150H120ZM176 151L175 152H173L172 154H170V155H172V156H174L172 159V161H174L175 159L174 158H178V153L176 154V156L175 155H173V154H175L176 153ZM187 151H190V149H188ZM227 151V150H226ZM225 151V152H226ZM239 151H237V153H239ZM4 152H6V151H4ZM38 152V151H37ZM41 152V151H40ZM66 152H67V150H66ZM125 152V151H124ZM180 152V151H179ZM182 152V151H181ZM215 152V153H216ZM224 152V153H225ZM229 152V151H228ZM261 152H263L262 154L264 155V151H262L261 150ZM32 153V152H31ZM42 153V152H41ZM170 153V152H169ZM213 153V152H212ZM221 153H223V152H221ZM221 153H219V154H221ZM231 153V152H230ZM236 153V154H237ZM240 153H239V155H240ZM5 154V153H4ZM39 154V153H38ZM73 154V153H72ZM187 153L185 152V155H186ZM196 154H198V151H197V153ZM199 154H200V152H199ZM202 154V153H201ZM211 154V153H210ZM209 154V155H210ZM218 154V155H219ZM236 154H235V157H236V161H235V157H234V155L231 153V154H226V155H228V156H226V157H228V159H230L232 156V158H231V160H227L226 159V161H227V163L229 162H231V163H234V165H235V167H236V165H238L239 164V161L241 160V158H239L240 156L237 154V156H236ZM9 155V154H8ZM21 155V154H20ZM32 155V154H31ZM181 155H184V154H181ZM181 155H179L180 157L179 158H181V160H182V163H183V158L185 157H181ZM191 156L193 155V156H195L193 153L192 154H190ZM189 155V157H188V159L191 157ZM203 155V154H202ZM232 155V156H231ZM262 155V156H263ZM6 156H7V153H6ZM16 156V155H15ZM25 156V155H24ZM45 156V155H44ZM74 156V155H73ZM200 156V155H199ZM204 156V155H203ZM207 157H208V155H206ZM205 156V157H206ZM230 156V157H229ZM13 157V156H12ZM22 157V156H21ZM66 157H67V155H66ZM86 157H88V156H86ZM145 157V156H144ZM198 157V156H197ZM201 157V156H200ZM219 157H221L220 155H219ZM239 159H238V158ZM243 159V161H242V163L243 162H245L244 160V157H243V155L241 156ZM249 157L251 158V161H252V159H254L253 158V156L251 155H249ZM7 158V157H6ZM142 158V157H141ZM149 158V157H148ZM163 158V157H162ZM191 158H193V157H191ZM199 158V157H198ZM209 158V157H208ZM208 158H205L206 160L208 159ZM74 159V158H73ZM188 159H187V162H188ZM204 159V158H203ZM238 159V160H237ZM259 159V158H258ZM264 159V158H263ZM263 159L262 158H260V160L261 161H263ZM25 160V159H24ZM48 160V159H47ZM168 160H169V157L168 158H166V161L164 160V162L162 163L163 165L162 166H164V164L166 163V166L167 165H170V164H168ZM171 160V159H170ZM181 160H180V163H181ZM257 160V159H256ZM3 161V160H2ZM1 161V162H2ZM26 161H28V160H26ZM58 161V160H57ZM84 161V160H83ZM190 161H192V160H190ZM238 161V162H237ZM246 161H247V158H246ZM259 161V160H258ZM22 162V161H21ZM170 162V161H169ZM177 161L175 160V164H177L178 165V163H179V161L176 163ZM223 163V161L221 160L220 161V163L219 164H222ZM253 162V161H252ZM264 162V161H263ZM3 163H4V161H3ZM23 163V162H22ZM29 163V162H28ZM174 163V162H173ZM172 163V164H173ZM188 163H190V162H188ZM192 163V162H191ZM228 163V164H229ZM236 163V164H235ZM5 164V163H4ZM11 164V163H10ZM65 164H67V163H65ZM78 164V163H77ZM87 164V163H86ZM92 164V163H91ZM149 164V163H148ZM174 164V165H175ZM258 162L257 163H255V160H254V164L252 165L253 167H254V170H258L259 168H261L262 166H264V165H262L261 167H259L258 165ZM1 165V164H0ZM9 165V164H8ZM35 165V164H34ZM64 165V164H63ZM69 165H71V164H69ZM88 165V164H87ZM159 165V167H162V166H160V164H158ZM157 165V166H158ZM183 165H184V163H183ZM207 165V164H206ZM209 165V164H208ZM213 165V164H212ZM230 165V164H229ZM232 165V164H231ZM245 165H247V164H245ZM255 165H257L259 168H255ZM2 166V165H1ZM17 166V165H16ZM19 166V165H18ZM29 166V165H28ZM66 166V165H65ZM90 166V165H89ZM88 166V167H89ZM137 166V165H136ZM166 166H164V167H166ZM221 166V165H220ZM220 166H218V167H220ZM233 166V165H232ZM232 166H229L230 167V169L231 168H233ZM244 166V165H243ZM7 167V166H6ZM26 167V166H25ZM60 167V166H59ZM77 167H78V165H77ZM81 167H83V166H81ZM85 167V166H84ZM96 167H98V165L96 166ZM153 167V166H152ZM158 167V168H159ZM172 167V166H171ZM170 167V169L172 170V168ZM175 166H173V168H174ZM213 167V166H212ZM224 167H225V165H224ZM248 167V166H247ZM252 167V168H253ZM18 168V167H17ZM64 168V167H63ZM71 168V167H70ZM157 168V169H158ZM204 168H207V166L206 167H204ZM221 168V167H220ZM240 168V167H239ZM242 168V167H241ZM4 169V168H3ZM25 169V168H24ZM83 169V168H82ZM80 170V171H83V170ZM88 169V168H87ZM86 169V170H87ZM150 169V168H149ZM157 169H154V170H156L157 171ZM176 169H177V167H176ZM202 169V168H201ZM243 169V168H242ZM251 169V168H250ZM35 170V169H34ZM61 170V169H60ZM79 170V169H78ZM89 170V169H88ZM171 170H168L169 171V173H170V171ZM211 170H212V168H211ZM217 170H219V169H217ZM232 170V169H231ZM234 170V169H233ZM241 170V169H240ZM252 170V169H251ZM259 170H261V169H259ZM258 170V171H259ZM263 170H264V167H263ZM6 171V170H5ZM62 171H63V169H62ZM118 171V170H117ZM158 171H160V170H158ZM157 171V172H158ZM176 171V170H175ZM177 171H179V170H177ZM204 171V170H203ZM206 171V170H205ZM213 171V170H212ZM221 171V170H220ZM258 171H253L252 172V174H249L248 175V173L249 172H251V171H248V173L247 172H241L240 171V173H242V174H244V173H246L245 175H246V177H248V176H250V175H253L254 174V172H255V175H257V172ZM15 172V171H14ZM29 172V171H28ZM36 172V171H35ZM45 172V171H44ZM90 172H92V170L90 171ZM155 172V171H154ZM172 172V171H171ZM214 172V171H213ZM217 172V171H216ZM4 173V172H3ZM27 173V172H26ZM30 173V172H29ZM64 173H66L67 174V172H64ZM64 173H62V175L64 174ZM70 173V172H69ZM68 173V174H69ZM168 173V174H169ZM218 173V172H217ZM228 173H229V171H227V174L226 173H224V172H222V174H224L223 176H225V174L227 175V176H229L228 175ZM259 173H260V171H259ZM122 174V173H121ZM151 174H153L152 172H150V175ZM172 174V173H171ZM176 174V173H175ZM230 174V173H229ZM261 174V173H260ZM260 174L259 175H257L258 177H260ZM14 175V174H13ZM40 175V174H39ZM51 175V174H50ZM54 175H55V173H54ZM87 175H88V177H89V174L87 173ZM87 175H85V176H87ZM130 175V174H129ZM149 175V174H148ZM161 175V174H160ZM205 175V174H204ZM209 175V174H208ZM248 175V176H247ZM255 175H253V176H255ZM264 175V174H263ZM37 177H38V174L36 175ZM64 176V175H63ZM70 177H71V175H69ZM85 176H83L82 177V179L84 180V182H86V180H87V178L85 177ZM127 176V175H126ZM164 176V175H163ZM236 176V175H235ZM252 176V177H253ZM20 177V176H19ZM43 177H46V176H43ZM50 177H52V175L50 176ZM62 177V176H61ZM70 177H69V179H70ZM85 177V178H84ZM198 177H202V176H198ZM231 177V176H230ZM236 177H239V175L238 176H236ZM243 178V176H240L239 178ZM251 176L250 177H248V179L250 178V179H254V178H257V177H254V178H252ZM1 178V177H0ZM73 178V177H72ZM125 178H127V177H125ZM203 178H205V176L203 177ZM214 178V177H213ZM264 178V177H263ZM263 178L261 179V178H257L258 179V182L259 181H262L263 180ZM33 179H35V178H33ZM46 179V178H45ZM58 179V178H57ZM69 179H67V178H64V181L66 180H68L67 182L68 183H70L69 182ZM215 179V178H214ZM224 179H225V182H222V183H232V180L230 179V180H228L227 179V177L225 176L224 177ZM249 179V180H250ZM14 180V179H13ZM40 180H41V177H40ZM43 180V179H42ZM49 180V179H48ZM61 180V179H60ZM89 180H91V179H88V181L86 182V183H82L83 184V188H82V185L80 184V183H78L77 182V180L75 181V179L73 180V182H72V184H73V186H74V189H75V191H77L78 189L77 188H75V187H79V184L81 185V187H79V190H83L84 188H85V190H88V189H86V188H88V187H86V184L87 185H89L90 183H89ZM129 180H130V178H129ZM173 180H174V178H173ZM191 180H193V179H191ZM196 180H197V178H196ZM199 180H200V178H199ZM203 180V179H202ZM208 180V179H207ZM209 180H211V179H209ZM208 180V181H209ZM227 180H228V182H227ZM256 180V179H255ZM50 181H52V180H50ZM65 181V182H66ZM111 181V179H106V180H104V178H103V182H106L107 184H109L108 186L105 184H103L104 185V190H103V195H105L104 196V201L105 202H108V203H106L105 205H104V208H102L103 210L104 209H106V210H108V208L110 207L111 209H113L114 208V210H120V212L118 213V216H117V214L116 213H112V211H110L109 213L111 214L112 213V215H113V217L115 216L114 214H116V216L118 217V221L117 222H115V220H111V222H113V224L114 225H116V226H121V228H128V226H131V227H133L134 228V230L137 232L138 231V233L139 232H143V233H145L144 231H147L148 230V228L150 227V229L152 228H154L153 230L155 231L154 232V235H156L155 233L157 232V237H154V238H151V243L150 244H148V245H146L145 246V249H143L142 248V250H144V255H146V257H147V259H148V257H150V260H151V262L152 263H155V264H168V260L170 259V256H171V254L172 253H174V255H175V253H177L178 254V252H176V248L178 249V247L180 248V247H185V246H183V245H181V244H185V243H183L184 241H186V238H183V239H181L180 237H177V238H175L176 240H174V237L175 236H177L178 234H179V232H178V234L176 235V226L178 225V230L180 231V230H182L181 229V225H183V223H186V222H184V221H181V220H179L178 221V217H176V218H172V217H175L174 215H173V213L170 211V209L169 208H171V207H174V204H177V203H179V201H180V203H182L181 202V200H179V201H176V199L174 200V202L172 203V202H170L169 203V201H171L172 199H173V197H176V196H174V195H172V197H171V193H169V198L171 199H166V200H169L167 203H169V204H171L172 203V205L171 206H169V204H167V207L168 208H166L165 210H162V211H160L159 210V207L156 205V203H157V201H151L154 205H152V207H149V206H147V208H145V209H142L141 208V211H136L135 209L134 210H132V208H134L135 206H136V204H135V200H136V198H134V197H131V196H136L137 197V199H139V197L138 196H140V194L142 195L141 197H143V195L146 193V192H142V191H140V190H138V188H140L141 187V185L137 188V189H131L130 191L127 189V186H124L122 183L123 182H118V180H115V181H112V182H110ZM126 181V180H125ZM137 181V180H136ZM185 181H186V179H185ZM204 181V180H203ZM214 181V180H213ZM239 181V180H238ZM244 180H242V181H239L238 183H240V186L239 185H235V188H236V186H237V189H236V192H238L239 190H240V188H243V186H245V185H241V184H244L245 182H243ZM253 180H251V183H250V181H248L249 183H250V187H251V185H252V183H258L257 181H253ZM264 181V180H263ZM14 182H15V180H14ZM28 182H29V180H28ZM30 182H32V181H30ZM37 182V181H36ZM62 182V181H61ZM75 182L77 183V184H75ZM93 182V181H92ZM91 182V186L92 185H94V183H92ZM95 182V181H94ZM189 182H191L190 180H189ZM201 182V181H200ZM199 182V183H200ZM205 182H206V180H205ZM204 182V183H205ZM210 182V181H209ZM243 182V183H242ZM35 183V182H34ZM33 183V184H34ZM53 183V182H52ZM102 183V182H101ZM185 183H187V182H185ZM207 183V182H206ZM205 183V184H206ZM230 183V184H231ZM236 183V182H235ZM237 183V184H238ZM247 183V182H246ZM263 183V182H262ZM262 183L260 182V186L262 185ZM3 184V183H2ZM66 185H68V187H66V185L65 186H63V190L64 189H66V188H68L69 189V191L70 192H72V190H71V188L69 187V185L70 184H67V183H65ZM71 184V185H72ZM139 184V183H138ZM171 184V183H170ZM202 184V183H201ZM212 184V182H210L209 183V185H211ZM214 184H215V186L217 185L216 184V182H214L212 185L213 186H208V183H207V186H208V188H205V192L208 194V192H209V194H210V191L209 190H211V189H209V187H212V189H214V190H216L217 191V189H220V188H217L218 186H216V187H214ZM59 185V184H58ZM61 185V187H62V183L60 184ZM77 185V186H76ZM112 185V186H111ZM132 185H135V184H132ZM222 185V184H221ZM225 185V184H224ZM229 185V184H228ZM19 186H20V184H19ZM90 186V187H91ZM100 186H101V184H100ZM130 186V185H129ZM184 186V185H183ZM191 186V185H190ZM202 187H204L205 185H201ZM227 186V185H226ZM231 186V185H230ZM242 186V187H241ZM248 185L246 184V186H245V188H248L247 187ZM252 186H255V184L254 185H252ZM15 187V186H14ZM53 187V186H52ZM64 187H66V188H64ZM72 187V186H71ZM89 187V189H93V186H92V188H90ZM102 187V186H101ZM106 187V188H105ZM145 187V186H144ZM177 187V186H176ZM193 187V186H192ZM202 187H199V188H201L202 189ZM214 187V188H213ZM220 187V186H219ZM222 187V186H221ZM234 187V186H233ZM240 187V188H239ZM249 187V188H250ZM262 187V186H261ZM263 187H264V185H263ZM30 188V187H29ZM57 188V186L56 187H54V189H55V192H57L56 190H58V189H56ZM80 188H82V189H80ZM157 188V187H156ZM215 188H217V189H215ZM230 188V187H229ZM245 188L243 189V190H245ZM252 188V187H251ZM255 188V187H254ZM253 188V189H254ZM34 189V188H33ZM53 189V188H52ZM54 189H53V193H54ZM74 189H73V191H74ZM124 189H126V190H124ZM190 189V188H189ZM204 189V188H203ZM208 191H207V190ZM227 189V188H226ZM239 189V190H238ZM256 189V191L259 193V191L257 190V187L255 188ZM3 190V189H2ZM8 190H9V188H8ZM7 190V192H9ZM28 190V189H27ZM78 190V192H74L76 195L77 194H84V193H81V191H79ZM149 190V189H148ZM187 190V189H186ZM238 190V191H237ZM242 190V189H241ZM242 190V192H241V194L243 195V196H241V194H240V191H239V195L240 196H238V198L236 197L235 199H234V201H235V203H236V201H238V202H241V200H244V201H246L247 203H248V201L249 200H245L247 197H250L249 195H251V193H250V191H249V193H248V195H246V193L247 192H244ZM1 191V190H0ZM30 191V190H29ZM28 191V192H29ZM92 191L93 192H95L94 190H90V192L92 193ZM144 191V190H143ZM182 191V190H181ZM188 191V190H187ZM195 191V190H194ZM197 191V190H196ZM219 191V190H218ZM222 191H223V188H222ZM230 191V190H229ZM229 191H228V193H229ZM246 191V190H245ZM247 191H248V189H247ZM252 191V190H251ZM11 192V191H10ZM16 192V191H15ZM59 192V191H58ZM68 192V191H67ZM89 192V191H88ZM138 192H141L140 194H138ZM147 192H149V191H147ZM154 192H156V191H154ZM175 192V191H174ZM204 192V193H205ZM215 192V191H214ZM213 192V196H215L214 194L215 193H217V192H215L214 193ZM245 194H244V193ZM253 193H254V190L252 191ZM256 192V193H257ZM263 192V191H262ZM62 193V192H61ZM69 193V192H68ZM74 193H72L73 195H74ZM118 193V194H117ZM130 194V196H129V194ZM182 193H184V191L182 192ZM195 193V195H196V192H194ZM212 193V192H211ZM221 194V196H220V198L222 197L223 198V196L222 195H225L226 197V199L225 200H229L228 202H230V200L232 201L233 199L232 198H234L233 197V195L232 194H234L232 191H230V193L229 194ZM254 194L253 195V197H252V195H251V197L250 198H254V201L251 199V201L253 202L252 203V205L253 204H256V203H258V204H256V205H258L257 207L254 205L253 206V208L255 207V208H257V209H254V210H258V208L259 207H261V206H259V205H262V203L264 204V199H262L263 201H261V198L259 197V196H257V194ZM16 194V193H15ZM56 194H58V193H56ZM63 194V193H62ZM61 194V195H62ZM116 194L118 195V196H120V199H123V202H126V205L125 206H120L119 204H118V206H117V204H115V197L117 198V196H116ZM149 194H151V192L149 193ZM168 194V193H167ZM172 194H173V192H172ZM206 195V197H208V196H210V195ZM55 195V194H54ZM60 194L59 195H57L58 197L59 196H61ZM76 195H74V197H76ZM216 195H218V193L216 194ZM230 197L231 195H232V198L230 199L228 196ZM244 195H245V198H244ZM6 196H8V195H6ZM40 196V195H39ZM56 196V195H55ZM65 196H67V195H65ZM70 196V195H69ZM77 196H79V195H77ZM85 196H86V194H85ZM107 196H108V198H107ZM151 196V195H150ZM153 198H154V193H153ZM151 196V197H152ZM182 196V198H183V195H181ZM202 196V198H204L205 197V195L203 196V195H201ZM211 196H212V194H211ZM247 196V197H246ZM83 196H81V198H82ZM148 197H149V195H148ZM167 197V196H166ZM200 197V196H199ZM216 197V196H215ZM239 197H242V199L241 198H239ZM257 197H259V198H257ZM35 198V197H34ZM59 198H61V197H59ZM72 198H73V196H72ZM77 198V197H76ZM74 199V200H78L79 198H80V196H79V198H77V199ZM94 198V197H93ZM190 198V197H189ZM198 198V197H197ZM217 198H218V196H217ZM229 198V199H228ZM255 198H257V200L255 199ZM264 198V197H263ZM10 199V198H9ZM50 199V198H49ZM54 199V198H53ZM53 199H51V200H53ZM64 199V198H63ZM65 199H67V198H65ZM83 199V198H82ZM81 199V200H82ZM96 199V198H95ZM147 199V198H146ZM161 199H164V197L163 198H161ZM160 199V200H161ZM180 199V198H179ZM238 199V200H237ZM18 200V199H17ZM68 200H70V199H68ZM80 199H79V201L77 202L76 201V203L78 204H81V206L83 207H85V208H87L85 205H86V203H88L89 201H90V199H88V198H85L83 201H81ZM117 200H119V198H117ZM127 200H130V201H133L132 203H127ZM149 200V201H148ZM150 200L151 199H147V201L149 202V203H151L150 202ZM153 200V199H152ZM165 200V199H164ZM222 200V199H221ZM220 200V201H221ZM260 200V201H259ZM10 201V200H9ZM8 201V202H9ZM64 201H66V200H64ZM63 201V202H64ZM146 201V200H145ZM146 201V202H147ZM217 201V200H216ZM233 201V202H234ZM1 202V201H0ZM3 202H5V201H3ZM13 202V201H12ZM100 201L98 200V204H97V206L100 204L99 203ZM163 204H164V202L163 201H161ZM184 202V201H183ZM191 202V201H190ZM227 202V203H228ZM246 202H244V203H246ZM256 202V203H255ZM261 202V203H260ZM16 203V202H15ZM14 203V204H15ZM49 203V202H48ZM47 203V204H48ZM56 203H57V201H56ZM95 203V202H94ZM242 203H243V201H242ZM2 204V203H1ZM6 204V203H5ZM64 204V203H63ZM71 204V203H70ZM69 204V205H70ZM73 204V203H72ZM79 204H78V206H79ZM109 204V205H108ZM158 204H159V202H158ZM188 204V203H187ZM13 205V204H12ZM25 205V204H24ZM43 205H44V203H43ZM54 206H56V204H53ZM87 205H89V207H90V203L89 204H87ZM100 205H102V204H100ZM143 206L144 205H146V203L144 204H142ZM160 205H162V204H160ZM181 205H183V204H180V206ZM184 205H185V203H184ZM220 205V204H219ZM242 204L240 203V206H241ZM250 205H251V202H250ZM251 205V206H252ZM1 206V205H0ZM4 206V205H3ZM7 206V205H6ZM65 206H68V204L67 205H65ZM94 206V205H93ZM96 206V205H95ZM94 206V207H95ZM109 206V207H108ZM139 206V205H138ZM237 206H239L238 204H237ZM236 206V207H237ZM263 207H264V205H262ZM35 207V206H34ZM59 207V206H58ZM61 207V206H60ZM59 207V208H60ZM69 207V206H68ZM76 207V206H75ZM75 207H74V205H73V207L71 206V209H72V213H75L76 211H78V212H80L79 210H76L75 212H74V209H75ZM119 207V208H118ZM164 207V206H163ZM182 207V206H181ZM183 207H186V206H183ZM195 207V206H194ZM3 208V207H2ZM5 208H8L9 209V207H5ZM28 208V207H27ZM58 208V209H59ZM70 208V207H69ZM79 208V207H78ZM234 208V207H233ZM251 209L249 210V211H251V210H253L252 209V207H250ZM35 209V208H34ZM88 209L89 208H87V211H88ZM173 209V208H172ZM177 209V208H176ZM176 209L173 211L174 213H176L177 214V212L179 211V213H181V214H183L184 213V210L182 209V208H180L182 211H180V209H178L177 210V212H176ZM247 209H249L248 207H247ZM260 209V213H262V210L261 209H263V208H259ZM37 210H38V208H37ZM63 210V209H62ZM70 210V209H69ZM100 210H101V208H100ZM143 210V211H142ZM197 210V209H196ZM49 211V210H48ZM57 211V210H56ZM66 211V210H65ZM87 211H85V212H87ZM249 211H247L246 212V210H245V215H246V213L248 214V216H249ZM15 212V211H14ZM17 212V211H16ZM53 212V211H52ZM55 212V211H54ZM53 212V215H52V213H51V210H50V213H51V215L49 216V218L51 217V216H54V214L56 213H54ZM58 212V211H57ZM70 212H71V210H70ZM83 212V211H82ZM89 212V211H88ZM113 212H115V211H113ZM253 211H251V213H252ZM264 212V211H263ZM5 212L3 211V214H4ZM49 213V212H48ZM72 213H70V214H72ZM107 213V212H106ZM189 213V212H188ZM188 213H186V214H188ZM197 213V212H196ZM260 213H257V214H259L260 215ZM1 214V213H0ZM10 214H11V212H10ZM27 214H28V212H27ZM47 214V213H46ZM59 214L60 213H58V215L57 216H59ZM86 214H88V213H86ZM92 214V213H91ZM95 214H99V212L97 211ZM7 215V214H6ZM17 213H16V217H17ZM48 215V214H47ZM96 215V216H97ZM111 215V216H112ZM173 215V216H172ZM179 214H177V216H178ZM8 216V215H7ZM46 216V215H45ZM57 216L56 217H54L55 219H57ZM84 216V215H83ZM257 216V215H256ZM2 216H0V218H1ZM16 217H14V215H13V219H15ZM41 217V216H40ZM44 217V216H43ZM70 217V216H69ZM108 217V216H107ZM107 217H105V218H107ZM116 217V218H117ZM255 217V216H254ZM260 217V216H259ZM7 218L8 217H6V221H8L7 220ZM35 218V217H34ZM46 218L48 219V217L46 216ZM52 219H53V217H51ZM62 218H64V217H62ZM93 218H94V216H93ZM92 218V219H93ZM104 218V219H105ZM245 218V217H244ZM17 219V218H16ZM15 219V220H16ZM32 219V218H31ZM52 219H50V220H52ZM87 219V218H86ZM99 219H100V217H99ZM124 219V221H122ZM135 219V220H134ZM175 219H177L176 221H175ZM180 219H181V217H180ZM12 220V219H11ZM14 220V221H15ZM43 220H45V219H43ZM42 220V221H43ZM60 219H58V221H59ZM73 220V222L75 221V219L73 218L72 219ZM83 220V219H82ZM90 220V219H89ZM101 220V219H100ZM185 220H187V219H185ZM32 221V220H31ZM33 221H34V219H33ZM47 221V220H46ZM53 221H54V219H53ZM81 221V220H80ZM84 221H85V219H84ZM109 221V220H108ZM108 221H101L102 222V224L104 225H110V224H108L109 222ZM181 221V222H180ZM189 221V220H188ZM244 221V220H243ZM0 222H2V221H0ZM37 222V221H36ZM40 222V221H39ZM45 222V221H44ZM68 222V221H67ZM77 222V221H76ZM175 222H176V224H175ZM179 222V223H178ZM7 225L9 224V222H5ZM31 223V222H30ZM79 223V222H78ZM81 223V222H80ZM1 224V223H0ZM2 224H4V222H2ZM5 224V225H6ZM20 224V223H19ZM19 224L17 225V223H16V221H15V227L13 228V229H15V228H17L18 230H20L21 228V226H22V224H21V226H19ZM38 224V223H37ZM69 225H70V223H68ZM91 224V223H90ZM112 224V223H111ZM228 224V223H227ZM233 224H235V223H233ZM7 225H6V228H4L3 227V233H4V229H5V231H6V229L8 230V227H7ZM13 224H12V226H14ZM54 225V227H59L60 226V230L58 231V236H56V237H61V238H63V232H71L72 233V231H70L71 230V228H68L67 226V224H65V222L64 223H60V225H58V224H53ZM67 225V226H66ZM4 226V225H3ZM17 226V227H16ZM19 226V227H18ZM27 226V225H26ZM34 226V225H33ZM47 226V225H46ZM85 226V225H84ZM84 226H82V227H84ZM113 226V225H112ZM154 226V227H153ZM158 227L159 229H157V230H155L156 229V227ZM186 226V225H185ZM35 227V226H34ZM47 227H49V226H47ZM114 227V226H113ZM227 227V226H226ZM28 228H29V225H28ZM78 228H80V227H76V229L75 230H77V232L79 231V229ZM185 228V227H184ZM225 228V227H224ZM223 228V229H224ZM10 229V228H9ZM30 229V228H29ZM36 229V228H35ZM70 229V230H69ZM111 229H115V231H114V233L117 231V229L116 228H112L111 227ZM31 230H32V228H31ZM83 230V229H82ZM85 230H87V229H85ZM126 230V229H125ZM124 230V231H125ZM0 231H1V229H0ZM9 231V230H8ZM15 231H17V230H15ZM23 231V229L21 230V232ZM25 231H27V230H25ZM113 231V230H112ZM122 232H123V230H121ZM135 231H132V232H130V230H129V232L130 233H135ZM183 231V230H182ZM181 231V233L180 234H183V232ZM201 231V230H200ZM55 232V231H54ZM53 232V233H54ZM75 232V231H74ZM88 232V231H87ZM205 232V231H204ZM210 232V231H209ZM1 233V232H0ZM2 233V234H3ZM15 232H10V235H11V237H12V234H14ZM90 233V232H89ZM88 233V234H89ZM113 233V232H112ZM118 233V232H117ZM121 233V232H120ZM8 234H9V232H8ZM7 234V235H8ZM55 234H56V232H55ZM76 233H74V235H75ZM82 234V233H81ZM86 234V233H85ZM96 234V233H95ZM101 235L100 237H101V239H103L104 237H102V234L101 233H97L96 234V236L98 237V242L100 243V242H103V240H100V237H99V235ZM116 234V233H115ZM129 234V233H128ZM149 234V233H148ZM179 234V235H180ZM184 234H186L185 232H184ZM192 234V233H191ZM196 234V233H195ZM206 234V233H205ZM230 234V233H229ZM9 235V236H10ZM23 235L24 236H22V233H21V238H23L24 239V241L26 240V241H28V238H27V232L24 234V231H23ZM40 235V234H39ZM112 235V234H111ZM118 236L120 235L119 233L117 234ZM134 235V234H133ZM136 235V238H134V239H137V235H139V234H135ZM151 235L152 234H150V237H151ZM154 235H152V236H154ZM166 236L165 237V240H159L158 241V238H159V236ZM190 234H188V236H189ZM15 236V235H14ZM17 236H19V235H17ZM26 236V237H25ZM73 236V235H72ZM89 236V235H88ZM126 236H127V233H126ZM131 236V235H130ZM142 236V235H141ZM183 236H185V235H183ZM187 236V237H188ZM196 236V235H195ZM1 237H2V235L0 236V239H1ZM4 237V236H3ZM30 237V236H29ZM59 237V238H60ZM74 237V236H73ZM78 237H79V234H78ZM84 237V236H83ZM85 237H87V236H85ZM96 237V238H97ZM146 237V236H145ZM7 238H9V237H7ZM45 239H47V236L46 237H44ZM81 238V237H80ZM95 238V239H96ZM120 238H123L124 239V235H123V237H120ZM190 238H193V237H190ZM237 238V237H236ZM17 239V238H16ZM44 239V240H45ZM72 239V238H71ZM74 239V238H73ZM83 239V240H82ZM82 239H80V240H82V241H85L86 240V238L84 239V238H82ZM94 238L92 239V240H95ZM126 239H127V237H126ZM145 238H144V236L142 237V239H141V241L142 240H144ZM152 239H154V240H152ZM189 239V237L187 238V240ZM194 239V238H193ZM6 240H8V239H6ZM5 240V241H6ZM49 240V239H48ZM77 240H79V238H77ZM97 240H95V241H97ZM104 240H105V238H104ZM120 240V239H119ZM128 240H129V237H128ZM128 240L127 241H123V242H125L124 244H126L125 245V248H127L126 246H130V248L132 247V243H129L128 242ZM146 240H148V239H146ZM145 240V241H146ZM177 240H179V241H177ZM183 240V242H180V241H182ZM13 241H16V240H13ZM66 241H68V239H66ZM74 241V240H73ZM109 241H110V239H109ZM130 241V240H129ZM173 241H177L176 243H174ZM189 242H191L190 240H188ZM194 241H195V239H194ZM198 242H200L199 241V239L197 240ZM235 241H237V240H235ZM45 242V241H44ZM75 242V241H74ZM123 242L121 241V243H120V241H119V247H121V249L124 247V244H123ZM128 242V243H127ZM131 242V241H130ZM135 242H138V240H135ZM179 242L181 243V244H179ZM187 242V241H186ZM188 242V243H189ZM3 243V242H2ZM39 243V242H38ZM76 243V242H75ZM74 243V245H76ZM141 243H143V242H139V243H136L137 244V246L140 244L141 245ZM188 243H186L185 245H189ZM192 243V242H191ZM212 243H216L217 244V239H215V242L213 241ZM211 243V244H212ZM225 243H227V242H225ZM237 243H239V242H237ZM5 244V243H4ZM3 244V245H4ZM7 244V243H6ZM12 244H14L13 242H12ZM37 244V243H36ZM39 244H42V243H39ZM45 244V243H44ZM70 244V243H69ZM95 244V242L94 241H88L87 243H86V248L87 249H89V250H91L92 252L94 251H96L98 248H97V245H94ZM98 244V243H97ZM108 244V243H107ZM106 244V245H107ZM128 244V245H127ZM131 244V245H130ZM194 245H195V242L193 243ZM211 244L209 245V248L210 247H214V246H211ZM1 246H2V244H0ZM11 245V244H10ZM113 245V244H112ZM139 245V246H140ZM180 245V246H179ZM198 245V246H197ZM199 243L198 244H196V246H186L185 248H186V250L188 249V250H190V248H194L192 251H194V250H198V251H200L201 252V249L199 250V248L198 249H196V247H199ZM0 246V247H1ZM14 246V245H13ZM26 246V245H25ZM42 246V245H41ZM48 246V248H47V250L49 249V247H50V245H47ZM69 246V245H68ZM77 246V245H76ZM123 246V247H122ZM136 246V247H137ZM138 246V248L137 249H139L140 247ZM216 246V245H215ZM222 246V245H221ZM229 246V245H228ZM239 246V245H238ZM9 247H11V246H9ZM39 247V246H38ZM84 247V246H83ZM106 247H108V248H114V246L112 247V246H106ZM106 247H104L103 249H104V251L107 249ZM231 247V246H230ZM235 247V246H234ZM242 247V246H241ZM240 247V248H241ZM244 247V246H243ZM40 248V247H39ZM69 248V247H68ZM74 248H75V246H74ZM79 248L80 249H82L81 248V244L79 245ZM106 248V249H105ZM125 248H123V250H125ZM184 248V249H185ZM201 248V247H200ZM216 248H218L217 246L215 247V250H214V252H215V255L213 256V258H215L214 259V262L213 263H210V264H221V263H224V261H222L221 259H220V257L219 256H224V257H228V247L226 248V247H224V250L222 251V247H220V249L218 250V249H216ZM237 248V247H236ZM235 248V249H236ZM13 249H14V247H13ZM103 249H102V251H103ZM121 249H119V250H121ZM244 249V248H243ZM6 250V249H5ZM4 250V251H5ZM8 250V249H7ZM46 250V249H45ZM52 250V249H51ZM51 250H50V252H51ZM70 250V249H69ZM73 250V249H72ZM108 250H110L111 251V249H108ZM119 250H117L118 252H119ZM141 250V248L139 249V250H137V253H136V255L138 256L139 254H138V251H140ZM175 250V251H174ZM179 250V249H178ZM187 250V253H189V251ZM230 250V249H229ZM234 250V249H233ZM232 250V251H233ZM240 250V249H239ZM18 251V250H17ZM19 251H20V249H19ZM23 251V250H22ZM66 251H67V249H66ZM76 251V253H79L77 250H75ZM75 251H74V253H75ZM90 251V253H92ZM109 251V252H110ZM128 251H130V249H128ZM180 251V250H179ZM198 251H195V253L197 254L198 253ZM231 251V250H230ZM243 251V250H242ZM97 252V251H96ZM95 252V253H96ZM106 252H108L107 250H106ZM108 252V253H109ZM7 253V252H6ZM19 254V252H16V253H14L13 252V254L15 255V254ZM21 253V252H20ZM55 253V252H54ZM57 253V252H56ZM66 253V252H65ZM89 253V254H90ZM101 253V252H100ZM120 253V252H119ZM122 253H124V252H122ZM131 254H132V251L130 252ZM140 253V252H139ZM195 253H193V255H192V252H190L189 254H191L192 256H195V257H197L198 255H200V253L196 256V254ZM244 253V252H243ZM249 253V252H248ZM0 254H1V249H0ZM83 254V253H82ZM114 254H116V253H114ZM126 254V255H125ZM125 257L127 256V251L125 252ZM128 254H129V252H128ZM131 254H129V255H131ZM147 254H148V256H147ZM182 254V253H181ZM195 254V255H194ZM209 254L210 255H213V252H211V251H209ZM242 254V253H241ZM20 255H22V254H20ZM26 255V254H25ZM112 255V254H111ZM122 255V254H121ZM3 256V255H2ZM29 256V255H28ZM53 256V255H52ZM55 256V255H54ZM71 256V255H70ZM104 256V258L105 257H108L107 255L105 256V255H103ZM103 256L101 257V260H102V258H103ZM216 256H217V258H216ZM231 256V255H230ZM229 256V257H230ZM242 256H244V255H242ZM0 257H1V255H0ZM5 257V256H4ZM13 257V256H12ZM17 257H19L18 255H16V260L14 261V263H17L18 264V261H17ZM36 257V256H35ZM73 257V256H72ZM117 257V256H116ZM124 257V258H125ZM173 257V256H172ZM187 257V256H186ZM191 257V256H190ZM194 257V258H195ZM212 257V256H211ZM219 257V258H218ZM3 258V257H2ZM60 258H62V257H59V259ZM103 258V259H104ZM118 258V259H117ZM117 258H115V259H117V260H119L120 261V259H119V257H117ZM129 258V257H128ZM127 258V259H128ZM130 258H131V256H130ZM169 258V259H168ZM175 257H173V261L174 260H176V258L174 259ZM3 259H5V258H3ZM9 259H10V257H9ZM8 259V260H9ZM12 259V258H11ZM71 259V258H70ZM73 259H75V258H73ZM77 259V258H76ZM107 259V258H106ZM110 259V258H109ZM126 259V258H125ZM126 259V261H127V263L124 261V264H128V260ZM136 259H137V257H136ZM188 259H189V255H188ZM200 259V258H199ZM212 259V258H211ZM7 260V259H6ZM19 260H21V259H19ZM24 260V259H23ZM63 260H66V259H63ZM100 259H99V261H101ZM113 260V259H112ZM112 260H110L111 262H112ZM131 260V259H130ZM134 260H135V258H134ZM138 261H139V259H137ZM136 260V262H138ZM183 260V259H182ZM192 260H194V259H192ZM1 261V260H0ZM10 262H11V260H9ZM8 261V262H9ZM33 261V260H32ZM61 261V260H60ZM97 261V260H96ZM177 261V260H176ZM180 261V260H179ZM179 261H177V263L178 264H180L179 263ZM7 262V263H8ZM36 262V261H35ZM38 262V261H37ZM36 262V263H37ZM47 262V261H46ZM71 262V261H70ZM81 262V261H80ZM90 262H94V261H90ZM109 262V261H108ZM114 262H115V260H114ZM123 262V261H122ZM194 262V261H193ZM225 262L227 263V264H235L233 261L231 262V260H230V262L229 261H227V260H225ZM13 263V264H14ZM22 263H27V259H26V261L25 262H22ZM67 263H69L68 262V260H67ZM67 263H65L64 262V264H67ZM88 264H89V262H87ZM86 262H85V264H87ZM96 262H94V264H95ZM104 263V262H103ZM117 262H115V264H116ZM119 263V262H118ZM117 263V264H118ZM172 263V262H171ZM177 263H175V264H177ZM182 263H183V261H182ZM181 263V264H182ZM9 264H12V263H9ZM20 264V263H19ZM39 264V263H38ZM92 264V263H91ZM97 264V263H96ZM99 264V263H98ZM105 264V263H104ZM108 264V263H107ZM114 264V263H113ZM123 264V263H122ZM138 264V263H137ZM184 264V263H183ZM185 264H188V263H185ZM200 264V263H199Z\"/></svg>",
  "mask_w": 264,
  "mask_h": 264
}]
</instances>
